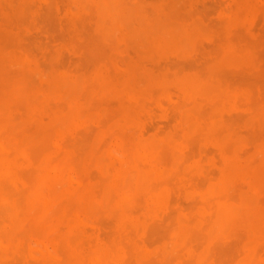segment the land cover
<instances>
[{
    "label": "rangeland",
    "instance_id": "obj_1",
    "mask_svg": "<svg viewBox=\"0 0 264 264\" xmlns=\"http://www.w3.org/2000/svg\"><path fill=\"white\" fill-rule=\"evenodd\" d=\"M12 1V2H11ZM0 0V75H3V76H1L0 78H7V80L6 81H4V80H2V82H1V79H0V84L2 85V84H4V82H6L7 83V85L5 86V90L3 91V90H1V89H3V88H0V93H2V96L1 97H4V98H1L0 97V115L2 116V119H3V123H2V125L3 126H7L5 129L6 130H9V126L11 127V129H10V132H8L7 131V133H10V135L9 136H11V134H13V135H17L18 137L20 136V140L19 141H21V144H22V146H23V148L26 150V156L25 157H23V156H16L15 158H16V160H18V162L20 163V166L18 167V169H17V176H18V174H19V178H20V180H22L24 183H26V184H28V185H30L31 186V188H33L32 186L34 185L35 186V184H36V178H37V171H35V175H36V177H35V175H34V169L35 170H37V167H38V165L40 164V162H44V163H47V164H49L51 167H50V173L51 174H55L54 172H53V170L55 169V168H57V169H61V168H63V169H61L60 170V177H59V179L57 180V182H55L54 183V188L53 187H51V185H53V184H51V185H48V187H47V185H45V186H42V187H45V189H46V193H45V197H48V193H51V192H48L47 190H49V189H51L52 188V190H55V188H56V192L55 191H52V192H54L53 194L55 195V196H60L61 195V193H63V192H65V191H67V190H71V189H75V188H77L78 186H79V188H80V186H81V189L83 190V191H85V192H87V191H89L90 192V190H93V189H95L96 187H94L95 185L97 186L98 184L101 186L103 183H102V179L103 178H107L106 180H110L111 179V176H112V174H114V173H116L117 171H119V172H121V173H123V172H125L127 169H128V167H127V164H128V162H129V160H126L125 158H126V154L125 153H128L127 151V149H129L130 148V150H129V152L133 149V147H135L136 146V144H138V143H141V142H147V141H149L150 139H156V140H161V139H163V138H165V137H167V136H171L172 137V135H173V138L172 139H174V141H175V144L177 145V147L175 148V149H173V150H171V149H168V148H166V150L164 149V150H159V151H161V152H159V151H156L155 153H153V154H151V155H149V156H147V159L148 160H146V161H148V163H150V166L151 167H153L154 169H156L157 168V170L158 171H160V172H162L163 173V178H165V177H167L168 179H164V180H162L164 183L163 184H165V183H168L166 186L164 185V187H165V189H166V195H167V204H166V206H165V208H162L161 209V211H160V214H161V216L163 215V216H166L165 218H171L172 220H173V222H172V220H171V222L168 220L167 221V219H166V221L168 222H166L165 221V223L164 224H162V225H164V226H162V229H163V227H164V229L167 227L168 228V225L170 226V223L173 225V226H171L170 228H172V227H175V224H173L174 223V221H175V217L176 216H182L183 218H185V219H187V215H189L188 217H191L192 216V218H194L195 219V214L194 213H196V215H197V212L201 209V208H204L203 206H198V203L199 204H201L200 202L202 201H204V199L206 198V202L204 201V203H209V202H215L217 199H218V196L219 195H216L217 197H215V196H212L213 195V191H215V193H216V191L218 192V194L220 193V189L221 188H219L218 187V183H217V185L216 186H214L215 184H216V182H217V177L219 178V175H220V169H221V165H222V159H221V155H220V150H219V147L213 142V137L214 136H211L210 137V135H208L207 134V131H206V129L204 130H200L199 132H197L196 134H194V136H193V138H189L190 140L192 139L193 140V142H194V139H195V137L196 136H198L197 138L198 139H201L202 140V138H203V143H201L200 141H198L199 143V146L198 145H196L195 146V144H197L196 142V139H195V144H191V142H190V140L189 139H186V140H184V141H182L181 142V140H183V138L185 137V136H187L186 134H187V132L184 130V129H181L182 127L180 126L181 125V117H182V115H185V114H191V116L192 115H199V117H201L202 116V114H203V116L202 117H204L203 118V121H204V123H206L205 121H209V119H211L212 120V122L213 123H218L220 120V122L217 124V129H215V133H214V135L217 133V132H219V134H220V132H221V134L220 135H218L219 137H221L223 134H224V132H226V133H229L231 136H235L234 134H236V136L237 137H234V138H237V141H239L238 142V146H237V142H236V144H234L233 145V147H232V145H231V143H230V145H226V147L230 150V149H232V151H233V149H234V153H235V156L239 159V161L242 163V164H245V165H247V164H249V162H250V164H251V161H254L255 159H257L258 158V161L256 162L255 161V163H253V164H251V165H249V166H251L252 168H256V167H258L262 162H264V160H262V158H264V157H262L261 155H259V153L257 152L259 149H262V148H264V146H262L261 147V145H264V114H261V113H264V107H262V112H261V106H262V104H264V100H262V99H264V45H262V44H264V31H262V29H264V13H259L258 12V8H260V10L259 11H262V10H264V6H262V5H264V4H262V2H264V0H257L256 1V11L255 12H252V15H251V12L249 13V12H247V11H245V14L243 15V9L241 10V9H239V7H237V5H235L236 3H235V0H137V2H136V0H122V3L124 2V6H127V5H129V4H132V6H134V4H135V2H136V4L139 2V3H141L142 4V6H144V7H138V8H136L137 6H139V4H135L136 6H134L135 7V9L136 10H138L139 11V13H140V10L143 8H145V5H147V7H149V8H151V10L148 8L147 9V7L145 8V11L142 9L141 10V12L142 13H144V14H146L147 13V16L146 17H151V16H154V14L153 13H155V17H159V16H156V15H160V13H158L157 14V10L160 8V5H163V8H165V10L167 11L166 13L168 14V15H170V17L173 19V20H175V22L174 21H172L174 24H173V28H174V26H175V29H178V27L179 26H183V27H185V28H188V26L191 28V27H193L192 25H194V24H196L197 22L199 23V25L202 27V28H200L199 29V25H195L196 27L197 26H199V27H197L198 29H199V32H196L193 36H192V38H191V42H190V45L189 46H187V48L188 49H185L184 50V52H181V53H178L179 51H176V50H168V52H167V49H165V50H163L162 49V51L161 50H159L160 51V53H159V51H156V52H154V54H152L153 55V57L155 58V60L153 59V61H155V63L154 62H151V60H150V58L152 57V55H149V56H143V55H141L140 53H143L144 52V50H145V48H141V50L142 49H144V50H140V48H137V46H136V42H138L137 41V39H138V35H136V34H132L131 32H130V30L126 27V25L125 26H123V28H121V27H119V28H117L116 29V31H118L117 33H115V35H114V39H113V36H112V42H114V43H112V42H109V41H111V38H110V40L109 41H106V40H108V39H106V37H107V35H109V34H107L106 36H103L102 34V36L101 35H99L100 37H95V33H97V35L99 34V32H97V30L95 29L96 28V21L98 20V17H99V12L97 13V10L95 9V8H93V6L91 5V4H87L86 5V7H88L89 5H91V6H89V8H88V11H89V13L87 12V8L85 9H82V8H80V6L78 5V0H69V2L67 1V0H64V2H65V4H64V2H62L63 0H59L58 2H57V0L55 1H50L49 0V2H52L51 3V5H50V3L48 2V0H15V2L13 1V0ZM37 3H36V2ZM106 1L107 0H102V3L103 2H105L106 3ZM128 1V2H127ZM158 3H157V2ZM183 1V3L184 4H182L181 2ZM211 1V2H210ZM220 1V2H219ZM69 3V7L67 6L68 5V3ZM150 2V3H149ZM259 2H260V4H259ZM7 3H11V5H9V4H7ZM15 3H17V4H15ZM18 3H19V7L17 6L18 5ZM39 3V4H38ZM46 3H48V4H46ZM149 3V4H148ZM187 3V4H186ZM24 4V6H23V9H24V11L22 10V5ZM46 4V5H45ZM104 4V3H103ZM153 4H156V5H153ZM12 5H14V7L12 8ZM39 5V6H38ZM45 5V6H44ZM49 5H50V7L52 8V11H51V8L49 7ZM63 5H65V6H63ZM153 5V6H152ZM186 5V7H187V9H186V7L185 8H183L184 6ZM210 5V6H209ZM232 5V6H231ZM234 5V6H233ZM257 5H258V7H257ZM67 6V7H66ZM130 6V5H129ZM132 6H130V7H132ZM165 6V7H164ZM216 6V7H215ZM25 7H26V9H25ZM49 8V12L47 13V9ZM64 7V8H63ZM78 7H79V9H78ZM128 7V6H127ZM129 7V8H130ZM134 7H132V9L134 8ZM30 8V9H29ZM60 8H62V10H60ZM66 8H69V12L71 13V14H69V12H68V9H66ZM74 8H75V10H74ZM90 8H92L93 9V11H92V9H90ZM2 9V10H1ZM61 11V13H59L60 11ZM131 9V8H130ZM161 9V8H160ZM181 9V10H180ZM186 9V10H185ZM194 11H193V10ZM254 9V10H255ZM258 9V10H257ZM7 10V11H6ZM26 10V11H25ZM28 10V11H27ZM72 10H74V11H72ZM91 10V11H90ZM96 10V11H95ZM173 10H175L174 12H173ZM176 10H177V12H176ZM185 10V11H184ZM241 10V11H240ZM23 11V12H22ZM146 11H148V12H146ZM154 11V12H153ZM161 10H158V12H160ZM189 12L188 14L186 13V12ZM191 11H193V13H191ZM196 11V12H195ZM200 11V12H199ZM222 11V12H221ZM97 13V14H95V13ZM146 12V13H145ZM153 14V15H151L150 16V14L151 13ZM176 12V13H175ZM195 12V13H194ZM234 12V13H233ZM237 12H239V13H241L240 15H239V13H237ZM52 13H53V15H52ZM73 13H76V14H73ZM91 13H92V15H91ZM180 14V15H178V14ZM184 13H186V14H184ZM247 13H249V14H247ZM254 13V14H253ZM259 13V14H258ZM55 14V15H54ZM69 14V15H68ZM73 14V15H72ZM95 14V15H94ZM149 14V15H148ZM161 14H165L164 13V9H163V11L161 12ZM194 14V15H193ZM238 14V15H237ZM261 14V15H260ZM9 15V16H8ZM15 15V16H14ZM23 15V16H22ZM25 15V16H24ZM82 17V18H84L83 20H82V18L80 17V16ZM86 15V16H85ZM90 16V18L89 17H87V16ZM105 15V16H104ZM143 15V14H142ZM166 15V14H165ZM189 16V17H184V16ZM242 15V16H241ZM251 15V16H250ZM84 16V17H83ZM102 17H105V18H103V19H108V17H109V19L108 20H111V19H115L116 17H118V13L117 12H113L112 14H108L105 10L102 12V15H101ZM115 16V17H114ZM144 16V15H143ZM192 16V17H191ZM194 16V17H193ZM201 16V17H200ZM205 16V17H204ZM239 16H241V17H239ZM247 16V17H246ZM257 16V17H256ZM19 17H20V19H19ZM24 17V18H23ZM113 17V18H112ZM232 17V18H231ZM80 18H81V20H80ZM85 18H87L86 20H85ZM153 18V17H152ZM190 18H192V19H190ZM10 19H12V20H10ZM89 19H95L94 20V22L93 23H91V25H90V22L91 21H89ZM162 19V18H161ZM182 19H184V20H181ZM189 19V20H188ZM201 19V20H200ZM206 19V20H205ZM235 20L234 21V24L232 23V24H228L227 25V21H230V20ZM257 19V20H256ZM108 20H106V21H108ZM178 20V21H177ZM195 20H196V22H195ZM218 20V21H217ZM222 20V21H221ZM260 20H261V22H260ZM16 21V22H15ZM67 23H66V22ZM82 21V22H81ZM83 21H86V22H83ZM129 21H131V20H129ZM128 21V25L130 26V28L131 29H133V27H135L136 26V22H134L133 20V22L132 23H130ZM177 21V22H176ZM187 21H190V23H188ZM203 21V22H202ZM213 21L214 22H216V23H213ZM223 22V23H222ZM238 22V23H237ZM12 23H13V25H12ZM66 23V24H65ZM134 23V24H133ZM221 23V24H220ZM61 24V25H60ZM67 24H69L70 25V29H68V25ZM93 24V25H92ZM177 24H179V25H177ZM213 24V25H212ZM222 24H223V27H222ZM237 24V25H236ZM127 25V26H128ZM177 25V26H176ZM7 26V27H6ZM65 26V27H64ZM84 28H83V27ZM194 26V27H195ZM220 26V27H219ZM236 26H239V27H237L236 28ZM39 27V28H38ZM93 27V28H92ZM241 27V28H240ZM43 28V29H42ZM136 28V27H135ZM217 28H219V29H217ZM243 28H244V32H242L243 31ZM16 29V30H15ZM43 30V31H41V30ZM65 29V30H64ZM189 29V28H188ZM205 29H206V31H205ZM215 29V30H214ZM220 29H222V30H220ZM224 29V30H223ZM236 29V30H235ZM238 29H240V33H239V30ZM69 30H71V31H69ZM120 30V31H119ZM203 30H204V32H203ZM220 30V31H219ZM228 30H229V32H228ZM231 30H232V34H231ZM234 30V31H233ZM261 30V31H260ZM69 31V33H67ZM83 32V33H85V34H81L80 35V37L79 36H77V37H74V35H78V34H80V32ZM86 31V32H85ZM88 31V32H87ZM214 31V32H213ZM224 31H226L225 33H224ZM238 31V32H237ZM81 32V33H82ZM207 32V33H206ZM213 32V33H212ZM216 32V33H215ZM228 32V33H227ZM236 33L235 34V36H234V33ZM118 33H119V35H118ZM200 33H201V37H199L200 36ZM218 33H221V34H219L220 36H218ZM242 33H243V35H242ZM245 33V34H244ZM20 34V35H19ZM48 34V35H47ZM67 34H69V36L67 35ZM215 34V35H214ZM223 34V35H222ZM237 34H238V36H237ZM64 35V36H63ZM70 35L71 36H73V37H70ZM111 35V34H110ZM231 35V36H230ZM262 35V36H261ZM70 37V38H66V37ZM138 36V37H137ZM218 36V37H217ZM224 36V37H223ZM229 36H230V38H229ZM232 36H234V37H232ZM50 37V38H49ZM88 37V38H87ZM102 37V38H101ZM137 37V38H136ZM223 39H222V38ZM245 37V38H244ZM47 38V39H46ZM50 40H49V39ZM55 38V39H54ZM58 38H60V39H58ZM62 38V39H61ZM74 38V39H73ZM117 38H118V40H117ZM135 38H136V40H135ZM220 38V39H219ZM230 40H229V39ZM234 38H236L234 41H231V40H233ZM239 38V39H238ZM241 38V39H240ZM69 39V40H68ZM71 39V40H70ZM213 39H214V41H213ZM216 39V40H215ZM222 39V40H221ZM255 39H256V41H255ZM56 40V41H55ZM60 40H62V43H61V41ZM65 40V42H67V40L68 41H70V42H67V43H63V41ZM197 40V41H196ZM240 40V41H239ZM242 40V41H241ZM254 40V41H253ZM82 41H83V43H82ZM128 41V42H127ZM218 41V42H217ZM246 41V42H245ZM251 41H252V43H251ZM72 42V43H71ZM134 42V43H133ZM199 42V43H198ZM243 42V43H242ZM246 44H245V43ZM77 43V44H76ZM195 43V44H194ZM215 43V44H214ZM235 43H236V45H235ZM250 44V45H248V44ZM67 44V46H64V45H66ZM76 46H75V45ZM133 44V45H132ZM197 44V45H196ZM203 44V45H202ZM204 44H206L205 45V47H204ZM239 44V45H238ZM261 44V45H260ZM46 45V46H45ZM209 45V46H208ZM214 45H215V47H214ZM223 45V46H222ZM234 45H235V47H234ZM241 45V46H240ZM245 45V46H244ZM47 46H48V48H47ZM52 46H54V47H52ZM123 46V47H122ZM195 46H197V47H195ZM202 46H203V48H202ZM208 46V47H207ZM218 46H221V47H218ZM224 46H229V47H231L232 49H234L235 51L237 50V53H238V55H239V57H242V59L243 60H241L240 62H239V64L237 63L236 65H228V64H220V63H218V62H216V57H218V55H215V54H217L219 51L221 52V50H222V48L224 47ZM247 47V48H244V47ZM51 47V48H50ZM76 47L78 48V52H76L77 51V49H76ZM86 47V48H85ZM88 47V48H87ZM93 48V49H90V48ZM212 47H214V48H212ZM218 48V49H216V51H217V53H215L216 51H215V48ZM251 47V48H250ZM252 47H253V49H252ZM50 48V49H49ZM199 48V49H198ZM243 48V49H242ZM74 49V50H73ZM89 49V50H88ZM245 49V50H244ZM50 50V51H49ZM52 50V51H51ZM59 50V51H58ZM85 50H87V52L85 51ZM126 50L128 51V52H126ZM135 50V51H134ZM193 50H195V51H193ZM201 50V51H200ZM213 50V51H212ZM219 50V51H218ZM241 51V52H239V51ZM258 50V51H257ZM31 51V52H30ZM60 51H62V52H60ZM75 51V52H74ZM89 51V52H88ZM92 53H91V52ZM165 51V53L164 54H162L161 52H164ZM171 51V52H170ZM188 51V52H187ZM199 53H198V52ZM203 51H206V52H203ZM243 51V52H242ZM255 51V52H254ZM259 52V53H257V52ZM51 54H50V53ZM52 52H53V55H52ZM64 52V53H63ZM219 52V53H220ZM254 52V53H253ZM37 53H39V54H37ZM60 53H61V55H60ZM83 53V54H82ZM132 53L134 54V55H132ZM206 53V54H205ZM42 54V55H41ZM45 54V55H44ZM63 54V55H62ZM88 54H90V55H88ZM178 54L180 55V56H178ZM211 54H213L212 56H211ZM88 55V56H87ZM128 55H131V56H128ZM155 55V56H154ZM164 55H166V56H164ZM177 55V57L175 58V56ZM191 55H192V58H189V57H191ZM16 56H18V57H16ZM60 56V57H59ZM83 58H82V57ZM85 56V57H84ZM117 56V57H116ZM210 57V58H208V57ZM252 56V57H251ZM16 57V58H15ZM46 57V58H45ZM124 57V58H123ZM152 57V58H153ZM196 57H198L197 58V61H199V62H197V61H195L196 59ZM203 57V58H202ZM45 58V59H44ZM78 58V59H77ZM136 58V59H135ZM163 58V59H162ZM167 58H168V60H167ZM169 58H173V60H171V62H170V59ZM201 58H202V60H201ZM213 58H215V59H213ZM253 58V59H252ZM257 58V59H256ZM38 59H40V60H38ZM61 59V60H60ZM80 59V60H79ZM122 59V60H121ZM148 59H149V61H148ZM161 59H162V61H161ZM188 60V61H186V60ZM194 59V61L192 62V63H196L194 66L192 65V64H190L189 63V61L191 60H193ZM204 59V60H203ZM215 60L214 62H213V60ZM248 59V60H247ZM164 60V61H163ZM244 60H245V62H244ZM246 60H247V63H246ZM256 60V61H255ZM38 61V62H37ZM45 61V62H44ZM47 61V62H46ZM65 61V62H64ZM87 63H86V62ZM125 61H128V62H125ZM134 61V62H133ZM136 61H138V62H136ZM148 61V62H147ZM161 61V62H160ZM173 61V62H172ZM176 61H178V63L176 62ZM184 61V62H183ZM252 61V62H251ZM125 62V64H124V67H123V63ZM135 62H136V64L139 66V65H141V67H140V69L138 70V74L139 73H141V72H143L144 74H143V76H144V79H145V77H146V75L147 74H149V75H151L150 73H154L155 75H154V77L157 75V73H155L154 71H156V72H160V73H163V71L165 72V73H163L162 75L160 74V73H158V74H160V75H157V76H159L160 77V80H159V78L157 79V78H155V80L153 81V85L155 86V83H156V87H154L152 84L151 85H149L150 86V88L148 87V90L147 91H145L146 89H147V82L143 79H141L140 80V78H141V76H140V78H139V80H137L138 82H143L144 83V85H142V84H138V82L136 81V79H132V78H128L127 77V73L125 74V73H121V72H126V70L125 71H122L123 70V68L124 69H126V67H127V64L128 63H133V64H135ZM146 62V63H145ZM150 62V63H149ZM168 62H170V63H168ZM202 62V63H201ZM206 63V64H204V63ZM241 62H243V63H241ZM256 62H258V63H256ZM143 63H145V64H143ZM147 63H149V65L147 64ZM162 63V64H161ZM176 63V64H175ZM200 63V64H199ZM118 64V65H117ZM151 64H154V66H153V68H152V66H151ZM160 64H161V66H160ZM198 64V65H197ZM212 64H215L214 66L216 67V69H214V66H212ZM250 64V65H249ZM255 65V67H253L254 65ZM42 65V66H41ZM106 65V66H105ZM114 65V66H113ZM145 65V66H144ZM176 65V66H175ZM181 65V66H180ZM183 65V66H182ZM191 65H192V67H195V68H189V67H191ZM199 66V67H197V66ZM206 65V66H205ZM5 66V67H4ZM99 66H100V68H101V70H100V68H99ZM111 67L110 68V70H111V72L109 71V68L108 67ZM119 66V67H118ZM150 66V68L152 69V70H150L148 67ZM158 66H160V67H158ZM183 69V67L185 66V67H187V68H184L185 70L186 69H189V70H181V68ZM212 66V68H213V70H212V68H210ZM221 66V67H220ZM224 66H226V67H224ZM3 67H4V69H3ZM49 69H47V68ZM114 67V68H113ZM156 67H158V68H156ZM178 67V68H177ZM220 67V68H219ZM224 69H226V70H224ZM239 67H243L244 69H245V67H246V69H248V70H244V69H242L241 70V68H239ZM17 68V69H16ZM25 69V71H24V69ZM64 68H66V71H68V72H66L65 71V69ZM113 68V69H112ZM156 68V69H155ZM179 68H180V73L178 72V70H179ZM202 68V69H201ZM258 68V69H257ZM19 69L21 70V72L20 73H22V74H20L21 76H23V77H20L19 76ZM42 69V70H41ZM59 69H61V70H59ZM64 69V70H63ZM177 69V70H176ZM194 69V70H193ZM195 69H196V71H195ZM198 69H200V70H198ZM205 69V70H204ZM209 69H210V72H209ZM220 69V71H219V74H218V70ZM229 69H231L230 71H229ZM237 69H239L238 71H237ZM1 70H2V73H1ZM80 70V71H79ZM85 70V71H84ZM114 70V71H113ZM145 70V71H144ZM154 70V71H153ZM158 70V71H157ZM160 70H162V71H160ZM176 70V71H175ZM213 72H212V71ZM236 71V72H239V74H241L240 76H239V74L238 73H235L234 71ZM240 70L241 71H243V72H240ZM250 70V74H251V72H252V74H251V76L250 75H248L249 73H248V71ZM7 73H5V72ZM87 71V72H86ZM116 71V72H115ZM184 71V72H183ZM195 71V72H194ZM201 71H202V73H201ZM205 71L207 72V74H205ZM215 71H216V73L219 75H215L214 74V77H213V79H212V76L211 75H213V73H215ZM232 71V72H231ZM253 71H256L255 73L257 74V75H253ZM259 71V72H258ZM23 72H24V74H23ZM53 72V73H52ZM66 72V73H65ZM75 72V73H74ZM110 74H108V73ZM220 72H221V74H220ZM244 72H246V78H245V74H244ZM12 73V74H11ZM65 73V74H64ZM124 74L123 75V77H121V75H119L120 76V78H121V80L119 79V77L116 75H113V77H112V74ZM146 73V74H145ZM166 73H167V75H171V76H167L166 75ZM174 73H175V75H174ZM177 73H179V74H177ZM185 73V74H184ZM197 73V74H196ZM28 74H29V76H32V78L31 77H29L28 76ZM34 74H35V76H34ZM51 74H53L54 76H61L60 78H69V79H71V85L72 84H74V86H72V88H71V108H73L74 106V111L76 112V120L73 122V125H71V128H68L67 127V129H65V128H63L62 126H61V124L59 123L58 125L55 123V119H54V112L56 111V113H58V112H65L66 111V109L68 108L67 107V102H69V101H65V109H64V107H63V109H62V111L59 109V107H61V106H59V105H61V103H63L64 101H62V100H64L63 98V96H61V95H54V96H52L51 95V97H50V94H48L46 91H45V89H46V85H47V77H49V76H51ZM59 74V75H58ZM61 74V75H60ZM82 74H84V75H82ZM86 74H88V75H86ZM96 74H100V76L102 77V79H104V81H102L101 82V84L99 85V84H93L92 82H93V80H94V78H95V75ZM103 74V75H102ZM108 74V75H107ZM198 75V74H200V75H202V76H200V75H198V76H200V78H201V80L202 81H204V82H207V83H210L213 87L215 86V89L216 90H220V92H221V95H222V97H220V103H219V106H220V108L218 107V106H215V107H213L214 105H212V101H208V100H205V99H203L202 100V98L201 97H198V96H193V95H191V96H189V95H186V94H184L181 90H179L178 88H177V86H176V84H175V79L177 78V76H179V77H181V76H191V75ZM228 74V75H227ZM27 75V76H26ZM47 75V76H46ZM49 75V76H48ZM81 75V77H79ZM222 75V76H221ZM234 75V76H233ZM236 75V76H235ZM104 76V77H103ZM110 76V77H109ZM126 76V77H125ZM151 76H153V75H151ZM164 76H166V77H169L170 79H165L166 77H164ZM216 76V77H215ZM237 76H238V78H237ZM243 76V77H242ZM250 77V79H248L249 77ZM9 77V78H8ZM24 77H26V78H24ZM36 77V78H35ZM43 78V80H42V78ZM106 77V78H105ZM116 77H118L117 79H119V81L116 79ZM153 77V78H154ZM220 78L219 79V82H218V84H217V79L216 78ZM225 77V78H224ZM236 77V78H235ZM241 77V78H240ZM21 78V79H20ZM40 78H41V80H40ZM124 78H125V80H124ZM143 78V77H142ZM161 78H163V79H161ZM229 78V79H228ZM233 78V79H232ZM252 78V79H251ZM80 79V80H79ZM89 80V82L88 81H86V80ZM126 79H127V81H126ZM130 79H132V80H130ZM232 79V80H231ZM238 79V80H237ZM12 80V81H11ZM24 80H26V82L27 83H25V81ZM35 81V87L37 88V89H33L34 87V83L32 82V81ZM39 82H42L43 81V84H44V87H43V84L42 83H38V81ZM83 80L85 81L84 83H83ZM117 80V81H116ZM164 80H166L165 82H164ZM207 80H209V81H207ZM215 80H216V83H215ZM234 80V81H233ZM4 81V82H3ZM10 83H9V82ZM30 81V82H29ZM74 81H76V82H74ZM112 81H114V82H112ZM129 81H130V84H128L129 83ZM131 81H133V82H131ZM137 82V88L135 87V83ZM214 81V82H213ZM236 81V82H235ZM239 81H241V82H239ZM78 82V84H76L75 85V83H77ZM87 82V83H86ZM135 82V83H134ZM157 82L159 83H162L163 84V82L165 83V84H167V85H164V87L162 86V87H159V86H157V85H160V84H157ZM170 82V83H169ZM212 82V83H211ZM227 82V83H226ZM237 82H239V83H237ZM252 82V83H251ZM254 82V83H253ZM29 83H30V85H29ZM37 83H38V86H37ZM90 83H92L91 85H92V88H89V86L88 87H85L87 84H89L90 85ZM119 83H121V84H119ZM230 83V84H229ZM232 83H236V84H232ZM242 83V84H241ZM20 84V85H19ZM32 84H33V86H32ZM133 84V85H132ZM220 84V85H219ZM228 84L230 85V88H229V86H228ZM232 84V85H231ZM241 84V85H240ZM246 84L248 85V87H246ZM0 85V86H1ZM5 85V84H4ZM26 85V86H25ZM94 85V86H93ZM97 85V86H96ZM121 85V86H120ZM130 85H132V87L130 86ZM141 87H140V86ZM175 85V86H174ZM218 85L220 86V87H218ZM224 87H223V86ZM244 85V86H243ZM24 87V88H22V87ZM41 86V88H39V91H35V90H38V87H40ZM223 88H222V87ZM234 86V87H233ZM243 86V87H242ZM2 87H4L3 85H2ZM25 87H27V88H29L28 89V92L29 93H27V91H23L22 92V94L24 93V96L27 98V96L30 98V100H32L31 102H29L30 100H29V98H28V105H29V107H25V105L27 104L26 102H27V100L25 99L24 101H23V95L22 94H20L21 92L18 90V89H26L27 90V88H25ZM32 87V90L30 89ZM74 87V88H73ZM91 87V86H90ZM95 87H97V88H95ZM140 87V88H139ZM43 88H44V91H41V90H43ZM84 88H85V95L84 94H81V93H84L83 91H84ZM86 88H88L87 89V91H86ZM94 88L96 89V90H94ZM99 88V89H98ZM118 88V89H117ZM160 89V92L158 91V89ZM166 88H168V89H170L169 91H170V93H169V91L166 89ZM174 88V89H173ZM222 88V89H221ZM246 88H248L247 90H249L248 91V93H246L247 92V90H246ZM41 89V90H40ZM78 89V90H77ZM127 89H129L130 90V92H128L129 90H127ZM138 89V90H137ZM157 89V90H156ZM173 89V90H172ZM230 89V90H229ZM232 89V90H231ZM238 89V90H237ZM255 91V93H253V90ZM8 92H7V91ZM97 90H99L100 91V93L102 92V94H100V93H98L99 91H97ZM123 90H127V92H125V91H123ZM132 90H134L133 92H134V94H133V92H132ZM150 90H151V92H150ZM155 90V91H154ZM168 92H167V91ZM171 90H172V92H171ZM246 90V91H245ZM261 92H260V91ZM6 91V92H5ZM110 91H111V94H110V96L109 95H107V94H109L110 93ZM135 91L137 92L136 94H135ZM149 91V92H148ZM157 91H158V94H156L157 93ZM174 91V92H173ZM181 91V92H180ZM252 91V92H251ZM20 92V93H19ZM46 92V93H45ZM132 92V93H131ZM7 93V94H6ZM99 95H98V94ZM152 93V94H151ZM174 93H177V94H174ZM226 93V94H225ZM259 93V94H258ZM26 94V95H25ZM82 95V97H81V95ZM97 94V95H96ZM107 95V96H109L108 98H106L105 99V95ZM127 94V95H126ZM133 94V95H132ZM144 94H147V96L146 97H144ZM149 94H151V95H149ZM167 94V96L168 97H170V99H172L171 101H167L168 103H169V105H168V103H166L165 102V100H166V97H164V95H166ZM261 94H262V96H261ZM3 95H7L6 97L5 96H3ZM37 95H40L39 97H36ZM45 95V96H44ZM154 95H156V97H154ZM225 95V96H224ZM239 95V96H238ZM245 95V96H244ZM253 95H255V96H253ZM43 96H44V98H43ZM56 96V97H55ZM127 96V97H126ZM139 96V97H138ZM143 96V97H142ZM179 96V97H178ZM192 96H193V98H192ZM232 96V97H231ZM250 96H253L254 97V99L256 98V96H257V98H256V100L258 99H260V102H258V101H256V106H255V104L253 103L254 102V99H252V100H249V102L251 101L253 104H254V106H252V104H250L249 102H248V97H249V99H251L252 97H250ZM59 97V98H58ZM63 97V98H62ZM84 97V98H83ZM95 97V98H94ZM100 97H101V99H100ZM104 97V98H103ZM134 97H135V100H134ZM141 97V98H140ZM177 97L179 98V100H177ZM195 97H197L196 99L197 100H201V102H200V104L198 103L199 101H196V99H195ZM223 97H225V99L223 98ZM228 97H231V98H228ZM244 97H245V99H244ZM247 97V98H246ZM260 97H262V99L260 98ZM36 98V99H35ZM38 98V99H37ZM43 98V99H42ZM80 98L81 99H83V100H81L80 101ZM89 98V99H88ZM125 98H128V99H125ZM130 98V99H129ZM137 98V99H136ZM138 98H140V99H138ZM156 98V100H153V99H155ZM176 98V99H175ZM199 98V99H198ZM238 98H239V100H241V101H239L238 100ZM241 98V99H240ZM20 99H22V100H20ZM35 99V100H34ZM49 99H51V100H49ZM61 99V100H60ZM94 99H96L95 101H94ZM104 101H103V100ZM160 99V100H159ZM230 99V100H229ZM20 100V101H19ZM106 100V101H105ZM121 100H122V102H121ZM129 100V101H128ZM168 100V99H167ZM38 101V102H37ZM51 103H49V102ZM60 101H62V102H60ZM78 101V102H77ZM100 104H98L97 102ZM100 101V102H99ZM103 101V102H102ZM127 101V102H126ZM154 103H153V102ZM158 101H160L161 103L159 104V105H156V104H158ZM173 101V102H172ZM174 101H176V102H174ZM182 101V102H181ZM203 101V102H202ZM239 101V102H238ZM22 102H24V104H22L21 105V103ZM57 102H59L58 104L59 105H57V103H56V105H57V107H55L54 108V106H55V103ZM96 102V103H95ZM119 102H121V103H119ZM156 102V103H155ZM178 102V103H177ZM184 102V103H183ZM190 102V103H189ZM237 102V103H236ZM15 103H17V105H15L14 107H15V110H13L14 109V107H11V106H13ZM26 103V104H25ZM49 103V104H48ZM75 103H77V104H75ZM79 103V104H78ZM125 105H124V104ZM192 103V104H191ZM201 103H202V105H201ZM204 103H206V105L204 104ZM258 103V104H257ZM260 103V104H259ZM262 103V104H261ZM30 104H31V106H30ZM32 104H35V105H37V106H35V105H32ZM39 104H40V106H39ZM52 104H54V106L52 105ZM64 104V103H63ZM62 104V105H63ZM128 104V105H127ZM133 106H132V105ZM177 104H179V106H177ZM184 106H183V105ZM189 104H191V105H189ZM237 104V105H236ZM248 104V105H247ZM249 104H250V107L252 106V109H250V107H249ZM11 105V106H10ZM21 105V108H22V106L24 105V109L26 110H20V109H18L17 107L18 106H20ZM52 105V106H51ZM76 105H81V107L79 108V106H76ZM121 105V106H120ZM127 105V106H126ZM135 105V106H134ZM148 105V106H147ZM162 105V106H161ZM201 105V106H200ZM204 105V107H202ZM208 105L209 106H211V107H209L208 108ZM224 105V106H223ZM226 105V106H225ZM244 105V106H243ZM9 106L11 107V108H9ZM34 107V110L33 111H36L35 113H34V115L36 116H34L33 115V119H30V118H28V114H27V111H28V108H31V107ZM44 106V107H43ZM120 106V107H119ZM131 107L134 111L135 110H137V109H135V107L137 108V107H139L138 108V110H139V112L138 111H135L136 113H134V114H132L134 111L133 110H131V111H129L128 109H130L129 107ZM152 106V107H151ZM183 106V107H182ZM206 106V107H205ZM239 106V107H238ZM242 106V107H241ZM245 106H246V109H245ZM257 106H259V107H257ZM37 107H40L39 109H37ZM49 107H51V108H49ZM89 107V108H88ZM127 107H128V109H127ZM134 107V108H133ZM150 109H149V108ZM164 107H165V109H164ZM167 107V108H166ZM170 107V108H169ZM216 107L218 108V110H219V113L216 111V113L214 112V113H212V111L215 109L216 110ZM223 107H226V108H224L223 109ZM254 107H255V109H254ZM257 107V108H256ZM13 108V109H12ZM62 108V107H61ZM77 108H79V110L77 109ZM84 108V109H83ZM123 110H122V109ZM178 108H179V110H178ZM205 109V112L204 113H202L201 111V109ZM250 110H249V109ZM3 109V110H2ZM43 109H44V111H43ZM49 111H48V110ZM51 109V110H50ZM58 109V110H57ZM84 110V112H83V110ZM153 109V110H152ZM157 109V110H156ZM204 109H203V111H204ZM212 109V110H211ZM227 109V110H226ZM256 110V109H260V111H254L255 113H253L251 110ZM2 110V111H1ZM11 110V111H10ZM82 110V111H81ZM126 110L129 112H126ZM171 110H173V111H171ZM200 110V111H199ZM214 110V111H215ZM51 111V112H50ZM120 111V112H119ZM133 111V112H132ZM194 111H196V112H194ZM199 111V112H198ZM233 111V112H232ZM44 113V116H43V113ZM50 112V113H49ZM169 112H170V114H169ZM178 112V113H177ZM191 112V113H190ZM193 112H194V114H193ZM207 112V114H205ZM222 112H224V113H222ZM252 112V114H250ZM260 112V113H259ZM9 113H10V116L11 117H8V115H9ZM23 113V115L22 116H25V117H22L21 116V114ZM127 113H128V115L129 116H132L131 118L133 119H131V118H129V116L127 115ZM212 113V114H211ZM236 114V115H234V114ZM2 114H4V116L2 115ZM18 115V117H16L17 115ZM50 114V115H49ZM132 114V115H131ZM143 114V115H142ZM147 114H149V116L147 115ZM171 114L173 115V116H171ZM176 114V115H175ZM182 114V115H181ZM215 114H217L218 116L220 115L221 116V119H220V117H216V118H214L215 117ZM245 114H247L246 116L248 117H246L247 119H248V123L247 124H245L246 123V118H245ZM256 114H257V117L255 118V116H256ZM20 115V116H19ZM49 115V116H48ZM128 116V118H127V116ZM138 115V116H137ZM208 115L210 116H213V117H211L210 116V118H208ZM229 115H232V116H238L237 118H238V120L235 118V117H232V116H230L229 117ZM241 117H240V116ZM250 115H252V116H250ZM1 116H0V118H1ZM48 116V117H47ZM50 116H51V118H50ZM80 118H79V117ZM84 116V117H83ZM145 116H147V117H145ZM155 116H157V117H155ZM224 116H228L227 118H235L234 120L233 119H231V120H228L227 121V119H226V117H225V119L223 118ZM5 117V118H4ZM15 119H14V118ZM42 117H43V119L44 118H46L47 120H43L42 119ZM83 117V118H82ZM139 117V118H138ZM173 117V118H172ZM177 117V118H176ZM192 117H194V116H192ZM201 117V118H202ZM244 117V118H243ZM18 118V119H17ZM24 118V119H23ZM27 118V119H26ZM38 118V119H37ZM168 118V119H167ZM171 118V119H170ZM1 119V120H2ZM50 119V120H49ZM144 119V120H143ZM208 119V120H207ZM225 120V121H223V120ZM239 119H242V124H240V122H241V120H239ZM6 122H5V121ZM80 120L81 121H83L82 123L80 122ZM142 120V121H141ZM202 120V119H201ZM236 120V123L234 122ZM245 121V123H244V121ZM254 120H256L255 122H254ZM258 120H259V123L260 124H258ZM230 121H232V122H230ZM240 121V122H239ZM33 122V123H32ZM57 122V121H56ZM80 122V123H79ZM225 124H223V123ZM228 122L229 123H231V124H233V127H231L230 126V124H228ZM252 122H253V125H255L256 124V122H257V124L254 126V128H253V126H252ZM0 123V124H1ZM31 123H32V125H31ZM36 123H39L40 125H41V127H38L37 125H36ZM77 123V124H76ZM79 123V124H78ZM145 123V124H144ZM169 123H170V125H169ZM55 124H56V126H55ZM142 124V125H141ZM152 124V125H151ZM207 124V123H206ZM205 124V125H206ZM221 124V125H220ZM226 124H227V126H226ZM237 124H240L241 126H239V125H237L238 127H242L241 129L239 128H237V126L236 125ZM244 124H245V128H244ZM262 124V125H261ZM18 125V126H17ZM31 125V126H30ZM220 125V126H219ZM234 125H235V127H234ZM248 125V126H247ZM250 125V126H249ZM261 126V127H259V126ZM26 126H28L29 128L31 127L32 128V130H30L29 131V128L28 127H26ZM60 126H61V129H60ZM147 126V127H146ZM176 126V127H175ZM177 126H179L178 128H177ZM224 126V127H223ZM252 126V127H251ZM258 128H257V127ZM13 127V128H12ZM139 127V128H138ZM181 127V128H180ZM222 127L224 128V130H226V131H223V133H222ZM230 127H231V130H230ZM248 127H250V128H248ZM16 128H18V129H16ZM23 128H25V129H23ZM27 128V129H26ZM30 128V129H31ZM145 128V129H144ZM148 128V129H147ZM180 128V129H179ZM229 128V129H228ZM233 128H237V130H238V132L241 134H239V133H237L236 131V129H235V131H233L234 129ZM14 129V130H13ZM25 130L26 132H24L23 130ZM38 129H42L41 131H43L44 133H42L43 135H41V136H39V137H37V136H35L36 134L38 135V133H36V131L38 130ZM46 129V130H45ZM55 129H57V130H59L60 129V131H61V134H59L60 133V131H57V130H55ZM80 129V130H79ZM159 129V130H158ZM233 129V130H232ZM246 129H248V130H246ZM78 130V131H77ZM149 130V131H148ZM171 132H170V131ZM179 130V131H178ZM181 130V131H180ZM218 130V131H217ZM23 131V132H22ZM77 131V132H76ZM179 133H178V132ZM185 131V132H184ZM204 131H206V132H204ZM229 131V132H228ZM231 131V132H230ZM233 131V132H232ZM251 131V132H250ZM38 132H39V130H38ZM83 132V133H82ZM145 132V133H144ZM174 133V134H172L171 135V133ZM235 132V133H234ZM20 133V134H19ZM34 133V134H33ZM36 133V134H35ZM72 134V135H70V136H68L69 134ZM122 133H124V137H120V136H122L123 134ZM184 133H186V134H184ZM203 133H205V134H203ZM232 133V134H231ZM254 133L256 134V135H254ZM19 134V135H18ZM44 134L47 136L46 137V139H44L43 137H44ZM66 134V135H65ZM74 134L78 137L77 139H76V136L74 137ZM80 136H79V135ZM153 134H155V136L154 137H156V138H154L153 137ZM218 134V133H217ZM217 134H216V138L218 139L219 137L217 136ZM239 134V135H238ZM50 135H52V136H50ZM129 135V136H128ZM175 135H177V137L175 136ZM200 135V136H199ZM34 136V137H33ZM85 136V137H84ZM119 136V137H118ZM128 136V137H127ZM149 136V137H148ZM174 136L176 137V138H174ZM243 136L245 137V138H247L248 140H246L245 138H243ZM13 137H15V136H11V137H9L10 139H12ZM31 137H33V138H31ZM51 137V139L49 140V138ZM64 137H66V138H64ZM76 139V140H74V138ZM79 137H81V138H79ZM84 139H83V138ZM200 137V138H199ZM210 137V138H209ZM232 137V144L234 143V140L236 141V139H234ZM31 138V139H30ZM42 138H43V141L45 142V140H46V143L43 145V141H42ZM68 138H71V139H73L74 140V142H72L71 143V145H70V143L69 144H67V142H69L71 139H68ZM86 138V139H85ZM121 138V139H120ZM128 138V140H126ZM130 138L132 139V141H130ZM187 138V137H186ZM208 138H209V140H208ZM252 138V139H251ZM16 139V138H15ZM65 139H67L66 140V142L65 141H63V140H65ZM83 139V140H82ZM197 139V140H198ZM245 139V140H244ZM250 139V140H249ZM32 140V141H31ZM73 140H71V141H73ZM77 140H79V141H77ZM81 140V141H80ZM86 140H88V141H86ZM100 140H102V141H100ZM121 140H123V142L121 141ZM189 140V141H188ZM191 140V141H192ZM258 141L259 140V142H261L259 145H258V142H255V143H252V142H254V141ZM262 140V141H261ZM30 141V142H29ZM47 141H49L50 143L49 144H47ZM63 141V143H61ZM70 141V142H71ZM76 141V142H75ZM82 141H84V142H82ZM87 143H86V142ZM92 141H94V142H92ZM126 141V142H125ZM127 141H130V144H128V142ZM244 141H245V143L247 142V145L246 144H244ZM249 141V142H248ZM51 142L53 143L52 145L54 146H51ZM86 143V144H82V143ZM88 142H90V143H88ZM96 142V144L97 145H94V143ZM101 142V143H100ZM206 142V144H204ZM39 143H41V145H43L44 146V148H43V146H42V148L43 149H45V148H49L47 151L46 150H42V148L39 146V148L37 147L36 149H37V151H35L36 149H31L30 151L28 150L29 148H31V147H36V146H38L39 145ZM60 143H61V145H60ZM80 143V144H79ZM257 143V144H256ZM78 144L80 145L79 147H78ZM83 146H82V145ZM87 144H89L88 146H89V148H88V146H87ZM122 144H123V146H122ZM191 144V145H190ZM254 144H256V145H254ZM48 145V146H50L52 149H50V147H46V146ZM56 145V146H55ZM59 145V146H58ZM126 147H125V146ZM62 146V147H61ZM72 148H70V147ZM82 146V147H81ZM92 146V147H91ZM122 146V147H121ZM195 147V148H192V147ZM204 147V146H208V147H204L206 150H205V152L203 151L204 150V148L202 149V147ZM210 146V147H209ZM57 147V148H56ZM59 147H61V148H59ZM80 147H81V149H80ZM84 147V148H83ZM86 147V148H85ZM56 150H55V149ZM78 148V149H77ZM93 148V149H92ZM120 148L122 149V151H120ZM125 148H127V149H125ZM164 148V147H163ZM190 148V149H189ZM81 151H80V150ZM87 149V151L85 152L84 150H86ZM188 149V150H187ZM197 149V150H196ZM200 151H199V150ZM202 149V150H201ZM208 149H209V151H208ZM29 151V153H28V151ZM93 150V153H91V151ZM189 150H190V152H189ZM211 150V151H210ZM262 150H264V149H262ZM96 151V152H95ZM166 151H167V153L169 154V152H170V154H169V156H168V154L167 155H163V154H161V153H166ZM191 151H193V152H191ZM194 151H195V153L197 152L198 153V151H199V153H200V155H197V153L195 154L194 153ZM203 151V152H202ZM206 151L208 152V154H209V152H210V154L208 155L207 153H206ZM227 151V150H226ZM231 151V150H230ZM237 151V152H236ZM241 151H242V153H241ZM246 151V152H245ZM34 152V153H33ZM38 152V153H37ZM79 152V153H78ZM81 152H82V154H81ZM85 152V153H84ZM95 152V153H94ZM185 152H187V153H190V155L192 156L191 158H189L190 157V155L189 154H187V156H188V159H190V160H188L187 158H185V156H184V153ZM42 153V154H41ZM84 153V154H83ZM159 153V154H158ZM183 153V154H182ZM198 153V154H199ZM213 153V154H212ZM243 153H247L246 154V156H245V154H244V156L243 157H241V155H243ZM28 154L30 155V158H29V156H28ZM34 154H39V156H40V154H41V156H40V158L38 157V158H35V157H37L36 155H34ZM61 154V155H60ZM123 154V155H122ZM186 154V153H185ZM241 154V155H240ZM258 154V155H257ZM34 155V158L32 157ZM57 155H59V157H57ZM74 155H75V157H74ZM148 155V154H147ZM194 155H196L197 157H194ZM257 155V156H256ZM52 156L54 157V159L52 158ZM57 158H56V157ZM125 156V157H124ZM166 156V157H165ZM168 156V157H167ZM173 158H171V157ZM202 156V157H201ZM215 156V157H214ZM258 156H260V157H258ZM43 158V160H42V158ZM77 157V158H76ZM155 157V158H154ZM183 157V158H182ZM239 157H241V158H239ZM33 158V159H32ZM55 158L57 159L56 161H54L53 162V160H55ZM75 160H77V161H75ZM119 158V159H118ZM170 158H171V161H170ZM178 158V159H177ZM208 158H210V160H209V164H208V160L207 159ZM216 158V159H215ZM30 159H32L33 161H35V162H32V160H30ZM37 159H39V160H37ZM50 159H53L52 160V162L53 163H51V160ZM68 159V160H67ZM69 159H72V160H74V161H72V160H69ZM91 159V160H90ZM120 159L121 160H123V161H126L125 163L122 161H120ZM125 159V160H124ZM128 159V158H127ZM154 159V160H153ZM182 159H184V160H182ZM187 159V160H186ZM254 159V160H253ZM63 160V161H62ZM65 160H66V162H65ZM80 160V161H79ZM90 162H89V161ZM186 160V161H185ZM207 160V161H206ZM24 162V163H22V162ZM61 161H62V163H61ZM152 161V162H151ZM167 161H168V163H167ZM37 162V163H36ZM65 162V163H64ZM68 162V163H67ZM69 162H76L75 164H73V165H70L69 164ZM85 162V163H84ZM169 162H170V164H169ZM182 162H185V163H183L184 165V167H187V169L185 170V169H183V166L181 165V163ZM187 162V163H186ZM212 162V163H211ZM51 163V164H50ZM121 163V164H120ZM219 163V164H218ZM259 163V164H258ZM59 164H62L61 166H59ZM69 164V165H68ZM87 166H86V165ZM90 164V165H89ZM124 164V167H121L122 165ZM141 164H143V163H141ZM144 164H147V163H145L144 162ZM165 164V165H164ZM171 164H172V167H169V165L171 166ZM212 164V165H211ZM221 164V165H220ZM33 165V166H32ZM76 165H77V167H76ZM90 166V168H89V166ZM92 165V166H91ZM121 165V166H120ZM206 165H207V167H206ZM257 165V166H256ZM60 168H59V167ZM64 166V167H63ZM144 166H147V165H144ZM182 166V167H181ZM216 166V167H215ZM30 167L33 169L32 171L30 170V172H29V169H30ZM107 167L109 168V169H107ZM116 167V168H115ZM164 167L166 168H168L169 167V169H164ZM174 167V168H173ZM193 167V168H192ZM117 168H119V170H112V169H117ZM120 168H121V171H120ZM125 168V169H124ZM182 170H181V169ZM204 168V169H203ZM216 168V169H215ZM21 169H22V171H21ZM76 169V170H75ZM103 171H102V170ZM180 169V170H179ZM188 169H190L191 171H194L195 170V173L196 174H198L199 175V177L197 176V175H195V173L194 172H191V171H189L190 172V174L192 173V176H190V175H188ZM192 169H194V170H192ZM212 169V170H211ZM171 170H174V171H176V172H171ZM177 170H179V172L177 171ZM28 171V172H27ZM76 171L78 172V174L80 175H78L77 176V173H76ZM95 171V172H94ZM105 171H106V173H105ZM213 171H214V173L216 172V171H218V172H216L217 174H216V176H214V177H216V178H213L212 180H210L211 178H212V173H213ZM19 172H21V173H19ZM23 172H25V173H23ZM100 172H101V174H100ZM103 172H104V174H105V177H103L102 178V176L104 175L103 174ZM108 172H111L110 174L108 173ZM170 172H171V174H170ZM177 172H178V174H180V172H182L181 174H183V176L181 175V176H177L178 174H177ZM186 172H188V173H186ZM203 172V173H202ZM31 173H33V174H31ZM76 173V174H75ZM90 173V175H89V177H88V174ZM99 173V174H98ZM108 173V176L106 175ZM173 173H176V174H173ZM186 173V175L184 176V174ZM211 173V174H210ZM213 173V174H214ZM31 174V175H30ZM194 174V175H193ZM67 175L69 176V178H67ZM82 175V176H81ZM86 175V179H83V177ZM100 175V176H99ZM102 175V176H101ZM110 175V176H109ZM170 175V176H169ZM171 175H172V177H171ZM188 175V176H187ZM206 175L209 177V180L210 181H207V179H208V177H206ZM107 176V177H106ZM177 176V177H176ZM197 176V177H196ZM205 176V177H204ZM108 177H110V178H108ZM171 177V178H170ZM186 177V178H185ZM187 177L190 179V180H188L187 179ZM192 177L194 178L193 179V181L191 180L192 179ZM207 178V179H204V180H206V182H204V180L202 179V178ZM35 178V179H34ZM85 178V177H84ZM162 178V179H163ZM174 178V179H173ZM203 180L202 182H204L203 184H204V186L203 187H201V185H197L196 183H198V184H200L198 181H200L201 182V180ZM63 179V180H62ZM67 179H69V181L70 182H68L67 181ZM72 179V180H71ZM82 179V180H81ZM169 179H171L170 181H169ZM172 179L173 180H175V181H172ZM180 179L181 180H183V182H185V179H187L188 181H190V184H189V182L186 180V183H181V181H180ZM214 179H215V181H214ZM28 180V181H27ZM90 180V181H89ZM92 180V181H91ZM105 180V179H104ZM169 181V182H166V181ZM28 183H27V182ZM61 181V182H60ZM80 182L79 183V185L78 186H75V184H77V183H75V182ZM172 181V182H171ZM60 182V183H59ZM83 182V183H82ZM107 182V181H106ZM180 183L179 185H181L180 187L178 186V184H176V183ZM191 182H193V183H191ZM239 183V184H241L240 186H243L244 185V187H243V189L237 184V183ZM61 183H63L62 184V186L60 185ZM64 183H66V186H65V184ZM72 183L74 184V185H72ZM82 183V184H81ZM173 183V184H172ZM177 185V186H174L175 184ZM195 183V186H196V188H195V186L193 185ZM206 183V184H205ZM233 183V182H232ZM105 184V183H104ZM104 184H103V186L102 187H100V186H97V188L95 189V190H93V191H95V193H96V196H97V194H100L99 196H101L102 194H103V192L104 193H106L107 192V190H105L104 189ZM170 184H172L173 186H171ZM182 184H184V185H182ZM27 185V186H28ZM168 185H169V187H168ZM191 185H193L194 186V188L195 189H197V190H194V189H191V188H193ZM236 186V185H238L237 187H240V189L239 188H236V190L238 189L239 190V192H238V194L239 193H242V192H244V193H247L248 192V196H249V199H250V201H251V203L253 204V205H256L257 204V201L259 202V201H261V202H259V203H261V204H264V197H261V196H264V192H262V193H258V194H251V192H249V190H247L248 189V181L246 180V181H242V180H236L235 181V184H230L229 185V189L230 188H232L231 186ZM50 186V187H49ZM56 186V187H55ZM65 186V187H64ZM68 186H70L69 187V189H68ZM86 186H87V188H86ZM93 186V187H92ZM189 186H191V188L189 187ZM199 186V187H198ZM215 187V189L216 190H214V187ZM42 187H41V189H42ZM201 187V188H200ZM205 187V188H204ZM211 187V188H210ZM29 188V187H28ZM84 188H86V189H84ZM99 188H101V189H99ZM181 188V189H180ZM185 190H184V189ZM204 188V189H203ZM172 189V190H171ZM187 189V190H186ZM191 189V190H190ZM198 189H200V190H198ZM202 189H203V191H202ZM224 189V188H223ZM223 189H221V190H223ZM228 189V188H227ZM226 189V190H227ZM235 187H233V190H232V193L231 194H227L228 195V197H230L229 195H231V197H232V194L233 195H235V193H237L235 190ZM98 190V191H97ZM173 190L176 192H173ZM177 190V191H176ZM179 190H182V194L179 192ZM226 190H223L222 192H224V191H226ZM231 190V189H230ZM237 190V191H238ZM43 191V190H42ZM50 191V190H49ZM92 191V192H93ZM101 191V192H100ZM171 191V192H170ZM200 191V192H199ZM44 192V191H43ZM92 192H90V193H92ZM230 191L228 190V192L226 191V193H229ZM233 192H235V193H233ZM94 193V192H93ZM92 193V194H93ZM171 195H173V196H169L170 194ZM204 193H205V195H204ZM214 193V194H215ZM225 193V192H224ZM181 194V195H180ZM208 194V195H207ZM220 194H222V193H220ZM43 195H44V193H43ZM94 195V194H93ZM185 195L187 196V198H185ZM207 195V197H209L210 195L212 196V199L211 198H207V197H204V196H206ZM226 194H223V195H220L219 196V199H222V198H228V197H226L225 196ZM237 195V194H236ZM235 195V196H236ZM255 195V196H254ZM140 196H141V199H142V201H143V204L141 205V203L142 202H140L141 201V199H140V201L138 200L139 198H140ZM140 196L139 197H137L136 199H137V201H136V204L134 203L135 201H134V199L131 201V202H129V203H127V209L128 210H132V217H134V218H136V217H139V218H142L143 217V215H144V211L143 210H145V202H144V197L143 196H145V191H143L142 190V192H141V194H140ZM210 196V197H211ZM223 196H225V197H223ZM171 197V198H170ZM174 197V198H173ZM196 197V198H195ZM213 197H214V199H215V201H213L214 199H213ZM222 197V198H221ZM200 198H203V200L202 199H200ZM217 198V199H216ZM237 198H238V195L236 196V197H234V198H232V200H237ZM168 199H172V200H170V201H172V202H174V203H171V204H173V205H170L169 204V200ZM174 199H175V201H174ZM210 201H209V200ZM258 199V200H257ZM62 200V199H61ZM61 200H58L56 203L57 204H59L60 205V203L63 205L64 204V202H66V201H63V203L62 202H60ZM63 200H65V199H63ZM184 200V201H183ZM191 201H194V202H191ZM209 201V202H208ZM140 202V203H139ZM189 202H191V204L189 203ZM198 202V203H197ZM254 202V203H253ZM67 203V202H66ZM186 203H187V207H188V209L186 208ZM193 203H197L196 204V206H195V204H193ZM57 204H55V206L57 205ZM135 204V205H134ZM169 204V205H168ZM177 204H178V206H177ZM181 204V205H180ZM188 204H190V205H188ZM192 204L194 205L193 207H191L192 206ZM203 204V203H202ZM133 205V206H132ZM168 205V206H167ZM208 205V204H207ZM207 205L205 206L206 207V209L207 208H212V207H215L214 205H215V203L214 204H210V205H208V207H207ZM61 206V205H60ZM144 208L143 210H142V207ZM170 206V208H168ZM180 206H182V208L180 207ZM257 206H260V204H257ZM39 207V209H40V205L38 206ZM131 207H132V209H131ZM141 207V208H140ZM261 207H264V205H261ZM61 208V210L59 211V206H58V208L57 207H55V209H54V207H51V208H47V210H45V212H43L42 210L40 211V214H39V212H38V214L39 215H43V217L44 216H46V215H50L48 218H50L49 220H47V216L45 217V219L47 220V221H49L48 222V224H47V221H45L46 222V224H44V225H38L39 226V228H41V231H40V229L38 228V226H37V228H38V231H37V228L35 227H33L34 229H36V230H34L35 231V233L33 232V229L32 228H30L31 229V231H27V230H22V232H23V235H24V237H25V234H26V237L24 238V240L26 241V238L29 240H27L25 243L26 244H28L29 243V246L30 247H32L31 246V244L33 245V246H37V248L39 249H42V247L43 248H45V249H43V250H46V249H49V250H51L52 251V249H53V247H51L50 246V244H51V242L53 243L54 242V244L53 245H58L59 243H61L62 244V247H61V244H59L58 246H59V249L58 250H61V251H63V250H65V244L63 245V237L65 236V233H66V226H65V223H63L61 220H59V216L61 215V212H62V206L60 207ZM167 208V209H166ZM177 208V209H176ZM184 208V209H183ZM187 209V211H186V209ZM189 208H190V210H189ZM192 208H194L193 210H192ZM41 209H43V207H41ZM51 209H53V212H54V214H55V216H53L54 214H53V212H52V210ZM139 209H140V211H139ZM172 210L171 212H172V214H170V210ZM182 211H180V210ZM33 212H34V214H36L35 212H36V210H38V208H36V210L34 211V209H31ZM30 210V211H31ZM55 210L57 211V212H55ZM167 210H169V211H167ZM176 211V210H178L177 212H175L174 214H173V211ZM29 211V212H30ZM31 211V212H32ZM52 213H51V212ZM186 211V212H185ZM28 211L27 212H25L26 213V216L24 217V215H23V218H22V225L20 226V231H21V229H23V228H26L27 227V229H29L28 227H32V226H34V225H36L37 224V222H35V221H31L34 225H32V223H28V220L26 221V219L28 218H31V220H32V217L30 216V217H27V213H29ZM30 212V213H31ZM102 212H103V215H101L102 214ZM133 212H135V213H133ZM188 212H190L189 214H187ZM24 213V214H25ZM50 213V214H49ZM96 213L98 214V215H96ZM95 213V215L93 214V215H86L85 213H79L78 215H80V216H78L79 218H80V221L82 220L83 221V223H84V226H83V224H82V228L84 229H87L86 231V235L87 236H89V238H94L93 240H94V242L96 243V244H102V245H107V246H110L111 244H114L115 242H116V250H118V254H117V258H116V262H115V264H128L129 262H132L131 264H135L134 262H135V259H134V255L132 256V258L130 257L131 256V254H133L134 253V249H131L132 247L133 248H136V246L138 245V247H140V248H142V247H145L144 249H147L146 250V252L147 253H149V254H151V256L153 257V256H155L156 255V257L157 258H155V257H153V258H155V261L153 260V262H152V260H151V262H150V264L151 263H154V262H165L166 260V262L168 263V261H169V259H167V258H164V257H162V258H164L163 260H161V256L159 257L156 253H160L162 250H164V249H162V247L163 248H165L164 246H165V242L163 241V242H161L162 240H163V238L161 237V241H159L156 237V239L158 240L157 242H160L161 244L159 245L158 243H155L154 245H153V243L156 241V240H154L155 238H152L153 236L151 235H149V234H147V235H149L148 236V238H151V239H148L150 242L152 241V239H153V243L151 244V243H147V245L145 244L146 242H144L143 243V241H146L147 239H145L144 238V236L146 235L145 233H143V232H141V233H133L132 235L134 236V238H133V236L132 235H130V236H132V237H130L129 235H128V233L126 232V233H123V232H121V231H117V220H115V219H113L114 217L110 214V216L109 215H107V212H105V210H101L100 212H96ZM186 213V214H185ZM37 214V215H38ZM136 214V215H135ZM168 216H167V215ZM99 215H100V217H99ZM185 215V216H184ZM209 214H206L205 215V217H207ZM91 216V217H90ZM109 216V217H108ZM136 216V217H135ZM98 217V218H97ZM55 218V219H54ZM78 218V219H79ZM100 218V219H99ZM101 218H103V219H101ZM104 218H106V219H104ZM191 218V219H192ZM109 219H112V220H109ZM190 219V220H191ZM100 220V221H99ZM107 220V221H106ZM115 220V221H114ZM156 221V219H148V221H146V223H147V225L148 224H150L151 222H152V224H153V221ZM193 220V219H192ZM29 221H30V219H29ZM96 221H97V224L99 225H94L93 226V224L92 223H96ZM105 223H104V222ZM111 221V222H110ZM154 221V222H155ZM44 222V223H45ZM100 222V223H99ZM104 224H103V223ZM30 224L29 226H28V224ZM61 223H63V224H61ZM88 223V225H86L87 227H85V224H87ZM109 223V224H108ZM111 223V224H110ZM158 221H156V225H158ZM51 225V230H49L48 229V231H47V229L46 230H44V228H46V227H49L50 228V225ZM103 224V225H102ZM151 224V225H152ZM47 225H49V226H47ZM91 225V226H90ZM161 225V224H160ZM241 225V224H240ZM114 228H113V227ZM150 226V225H149ZM166 226V227H165ZM64 227V228H63ZM93 228V230H91L92 228ZM237 227V226H236ZM241 227H242V225H241ZM60 228V229H59ZM63 228V229H62ZM160 228H161V226H160ZM166 228V229H167ZM170 228H168L169 229V232H168V230H167V236L169 237V239L170 238H172L173 237V231H174V229L172 230V232H170ZM238 228V227H237ZM237 228L235 229L234 228V230H233V228H231V230L229 231V234H230V232H231V234L230 235H228V236H230V237H228L227 236V238H226V234H228V230L227 231H225L226 229H224L223 230V232H224V234H222V231L220 232V236L219 237H221V239H219V240H221V241H219L218 240V233L219 232H215L216 233V235H217V238H216V236L214 235V238L212 239V237L210 238V240L208 241V242H203V240L200 238L199 239V242L201 243V245H199V247L201 246V248L199 249V248H196L195 247V242H193L194 244V246L193 247H191L192 245H191V237L192 236H197L196 234H195V232L194 233H192V231L190 230V234H188L187 235V237H185V238H183V240L184 241H182V243L180 244V242H179V244H176V246H175V248L173 249V252L174 251H176V253H174V255H170V257L172 256V258L171 259H173V257L174 256H176L178 259H173L174 261L172 262V260H170V262L169 263H172V264H177V263H180L181 261H180V259H183L184 261L185 260H187L188 258H189V255H191V253H193V254H196V255H194L195 257L197 256V255H199V254H201V255H203V258H204V260H205V264H213V263H215V264H230L231 262V264H236V263H238L239 261H241L242 259H243V257H244V255H246V253H248L247 252V246H250L249 248H251V253H252V256H253V254H254V252H255V250H258V249H255V247L257 246L259 249H261V251L260 250H258V251H256V253L258 252V254L253 258L254 259V261L252 260V263L251 264H264V252H262V251H264V247H262V246H264V244H262V242H264V236H258V237H256L254 240H252V241H250V239L248 238V235H247V231L245 230V228H244V226H243V229L245 230V233L246 234H244L243 233V231H242V233H240V232H237L236 233V231H237ZM240 228V227H239ZM29 229V230H30ZM89 229V230H88ZM165 229V230H166ZM241 229V228H240ZM240 229H238V231L240 230ZM62 230V231H61ZM96 230V231H95ZM112 230V231H111ZM25 231H27L25 234H24V232ZM47 231V232H46ZM57 231V232H56ZM84 232H85V230H83ZM91 231V232H90ZM99 231H101V232H99ZM109 231H111L110 232V234H109V236H110V240H107V238L109 237L107 234L108 233H105V232H109ZM113 231H114V233L116 232V234H114L113 233ZM194 231V230H193ZM30 232L32 233V234H30ZM56 234H55V233ZM93 232H94V234H93ZM159 232H160V230H159ZM166 232V231H165ZM165 232L164 233H162V234H165ZM38 233V234H37ZM54 235H59V237L60 238H58V237H56V239L57 240H53V237H52V235L53 234ZM100 233L102 234L101 236H99L100 235ZM119 233H121V234H123V236L122 235H120ZM215 233H213V234H215ZM235 233V234H234ZM240 233V234H239ZM33 234H35L36 236H37V238L40 240V243H35V242H38V239L37 238H35V237H33L32 235ZM44 234V235H43ZM46 234V235H45ZM103 234H105V235H103ZM114 234V235H113ZM161 234V235H162ZM234 234V235H233ZM237 234V235H236ZM262 234H264V233H262ZM49 235H50V237H49ZM112 235V236H111ZM121 236V238H120V236ZM160 235V234H159ZM236 235V236H235ZM42 237V238H39V237ZM99 236V237H98ZM128 236L130 237V240H129V238H128ZM165 236H166V234H165ZM164 235H163V237H165ZM199 236V235H198ZM197 236V237H198ZM232 236H234V237H232ZM244 236H246V237H244ZM22 237V236H21ZM101 237V239H99ZM106 237V238H105ZM115 237H117V238H115ZM124 238V240H123V238ZM159 237V236H158ZM167 237V238H168ZM197 237H194V238H197ZM201 237H202V235H201ZM204 237V236H203ZM241 237H244V239L243 238H241ZM33 238V239H32ZM44 238V239H43ZM102 238H103V240H104V242H103V240H102ZM112 238H115V240H112ZM140 238V239H139ZM143 238L145 239V240H143ZM160 238V237H159ZM167 238L165 239L166 240V242H167ZM194 238H192V239H194ZM199 238V237H198ZM216 238V239H215ZM236 238V239H235ZM238 238V239H237ZM259 238V239H258ZM23 239V238H22ZM36 239H37V241H36ZM42 239V240H41ZM59 239H61L60 241L61 242H59ZM173 239V238H172ZM185 239H186V241H187V239H188V243L190 244H187V242H185ZM230 239V240H229ZM106 240H107V242H106ZM121 240H123V241H121ZM143 240V241H142ZM147 240V241H148ZM171 240V239H170ZM170 240H168V242L170 241ZM190 240V241H189ZM195 240V239H194ZM198 239H196V241H197ZM217 240V241H216ZM260 240V241H259ZM42 241V242H41ZM49 241H50V243H49ZM110 241V242H109ZM114 241V242H113ZM118 241H120V242H118ZM128 241V242H127ZM135 241V242H134ZM137 241V242H136ZM139 241V242H138ZM148 241V242H149ZM214 241V242H213ZM243 241V242H242ZM59 242V243H58ZM118 242V243H117ZM121 242H123V244L121 243ZM198 242V241H197ZM196 242V246H198V244L199 243H197ZM217 242H218V244H217ZM221 242V243H220ZM252 242V243H251ZM121 243V244H120ZM137 243H140V244H137ZM204 245H203V244ZM209 243V244H208ZM262 245H261V244ZM124 244H125V246H128V244H129V247H130V249L129 248H127V250L125 249V247H124ZM146 246H145V245ZM158 244V245H157ZM214 244V245H213ZM221 244V245H220ZM247 244V245H246ZM260 244V245H259ZM52 245V244H51ZM214 247H213V246ZM218 245V246H217ZM220 245V246H219ZM244 245H246V247L244 246ZM123 246V247H122ZM150 246V247H149ZM210 246V247H209ZM217 246V248H215ZM243 246L245 247V248H243ZM47 247V248H46ZM179 247V248H178ZM182 247H185V248H183L182 249ZM191 247V248H190ZM212 247V248H211ZM240 247H241V249H240ZM256 247V248H257ZM32 248H34V247H32ZM31 248V249H32ZM36 248V247H35ZM36 248V249H37ZM149 248V249H148ZM160 248V249H159ZM177 248H178V250H177ZM208 248H210V249H208ZM214 248H215V250H214ZM36 249H33V253L34 254H37L38 255V253L39 252H41V251H39L38 253L36 252ZM193 249V250H192ZM196 249V251H194ZM42 250V251H43ZM131 251V253H129L130 251ZM160 250V251H159ZM211 250V251H210ZM60 251V252H61ZM125 251H129L128 252V260H127V257L125 256V255H127V254H125L124 252ZM178 251V252H177ZM198 251V252H197ZM212 253V254H210V252ZM240 251V252H239ZM241 251L243 252V251H245V252H243V254L242 255H240V253H241ZM65 251H63V254H65L64 253ZM154 253V255H153V253ZM191 252V253H190ZM127 253V252H126ZM178 253L179 254H181L182 255V257H181V255L179 256L178 255ZM255 253V254H256ZM61 254H62V252H61ZM176 254V255H175ZM192 254V255H193ZM211 255V257L207 260V258ZM240 255V257H238L239 255ZM15 255V260H13L12 258H10V259H6L5 261H7L8 263L7 264H19V262H20V264H28L26 261H28L27 259H25L24 257H19L20 255L19 254H14ZM14 255H13V258H14ZM36 255V256H37ZM178 255V256H177ZM209 255V256H208ZM215 255V256H214ZM151 257V258H152ZM160 258V261H159V258ZM169 257V258H170ZM181 257V258H180ZM191 257H193V256H191ZM191 257H190V259H191ZM207 257V258H206ZM214 257H215V259H214ZM61 258H63L62 256H61ZM124 259H126V260H124ZM213 259L215 260V262L213 261ZM119 260V261H118ZM131 260V261H130ZM134 260V261H133ZM165 260V261H164ZM217 260V261H216ZM235 262H234V261ZM239 260V261H238ZM23 261V262H22ZM34 261V260H33ZM122 261H124V262H126V263H124V262H122ZM207 261V262H206ZM213 261V262H212ZM22 262V263H21ZM35 262V261H34ZM161 262H160V264H161ZM188 262H189V260H188ZM158 263H155V264H158ZM3 264H6V262H3ZM187 264V263H186Z\"/></svg>",
    "mask_w": 264,
    "mask_h": 264
},
{
    "label": "bare ground",
    "instance_id": "obj_2",
    "mask_svg": "<svg viewBox=\"0 0 264 264\" xmlns=\"http://www.w3.org/2000/svg\"><path fill=\"white\" fill-rule=\"evenodd\" d=\"M11 1V0H10ZM14 2H15V0H13ZM51 1V0H50ZM52 1H54V0H52ZM56 1V0H55ZM59 0H57V2H58ZM68 2H69V0H67ZM126 1V0H125ZM124 1V2H125ZM129 1V0H128ZM127 1V2H128ZM178 1V0H177ZM222 1V0H221ZM256 1L257 0H235V5H237V7H239V9H243V15L245 14V11H247V12H255L256 11ZM259 1V0H258ZM12 2V1H11ZM36 2V1H35ZM48 2H49V0H48ZM62 2H64V0L62 1ZM67 2V3H68ZM124 2L122 3V0H107L106 1V3L105 2H103L102 3V0H78V5L80 6V8H82V9H86L87 8V12L89 13V11H88V8H89V6H93V8H95L96 10H97V13L99 12L100 14H99V17H98V20L96 21V30H97V32H99V34L97 35V33H95L96 35H95V37H100L99 35H103V36H106L107 34H109V35H107V37H106V39H108V40H106V41H109L110 40V38H111V41H109V42H112V36H113V39H114V35H115V33H117L118 31H116V29L117 28H119V27H121V28H123V26H125L126 25V27L130 30V32L132 33V34H136V35H138L137 37H138V39H137V41L138 42H136V46H137V48H140V50H141V48H145V50L144 49H142V50H144V52L143 53H140L141 55H143V56H149V55H152V54H154V52H156V51H159V50H161L162 51V49L163 50H165V49H167V52H168V50H176V51H179L178 53H181V52H184V50L185 49H188L187 48V46H189L190 45V42H191V38H192V36L196 33V32H199V29L200 28H202L200 25H199V23L197 22L196 24L197 25H199V26H197V27H199V29L195 26L196 24H194V25H192L193 27H189L188 26V28H185V27H183V26H179L178 27V29H175V26H174V28H173V22L172 21H174L175 22V20H173L171 17H170V15H168L166 12V10H165V8H163V5H160V8L158 9V10H161L160 12H158V10L156 11L157 12V14L158 13H160V15L158 14V15H156V16H159V17H155V13H153L154 14V16H151V15H153L151 12V14H150V16L151 17H146L147 16V13L146 12H148V11H146L145 13L146 14H144V13H142L141 12V10L143 9H141L140 10V13H139V11L138 10H136L135 9V7L134 6H136L137 4H139V6H137L136 8H138V7H141L142 6V4L141 3H137L136 4V2H137V0H136V2H135V4H134V6H132V4H129L130 6H132V7H134L133 9H132V7H130L129 5H127V6H124L123 4H124ZM157 2V1H156ZM181 2V1H180ZM211 2V1H210ZM220 2V1H219ZM37 3V2H36ZM50 3V5H51V3L52 2H49ZM150 3V2H149ZM148 3V4H149ZM158 3V2H157ZM182 4H184L183 3V1L181 2ZM7 4H9V3H7ZM15 4H17V3H15ZM39 4V3H38ZM46 4H48V3H46ZM45 4V5H46ZM64 4H65V2H64ZM87 4H91V5H89L88 7H86V5ZM187 4V3H186ZM259 4H260V2H259ZM262 4H264V2H262ZM9 5H11V3L9 4ZM44 5V6H45ZM50 5H49V7H50ZM66 5V4H65ZM65 5H63V6H65ZM153 5H156V4H153ZM152 5V6H153ZM18 7L20 6L19 5V3H18V5H17ZM23 6H24V4L22 5V10L24 11V9H23ZM39 6V5H38ZM53 6V5H52ZM51 6V7H52ZM68 7H69V3H68V5H67ZM66 6V7H67ZM210 6V5H209ZM232 6V5H231ZM234 6V5H233ZM262 6H264V5H262ZM14 7V5H12V8ZM50 7V8H51ZM131 9H130V8ZM142 7H144V6H142ZM147 7V5H145V8ZM165 7V6H164ZM186 7V5L183 7V8H185ZM216 7V6H215ZM257 7H258V5H257ZM48 8V7H47ZM64 8V7H63ZM145 8L143 9L144 11H145ZM149 7H147V9H148ZM25 9H26V7H25ZM30 9V8H29ZM66 9H68V12H69V8H66ZM78 9H79V7H78ZM90 9H92V8H90ZM150 10H151V8H149ZM163 9H164V13L166 14H161V12L163 11ZM186 9H187V7H186ZM185 9V10H186ZM255 9V10H254ZM259 10H260V8H258ZM257 9V10H258ZM2 10V9H1ZM48 11H47V13L49 12V8L47 9ZM59 10V9H58ZM60 10H62V8H60ZM59 10V11H60ZM74 10H75V8H74ZM74 10H72V11H74ZM95 10V11H96ZM106 11L109 15L110 14H112L113 12H117L118 13V17H116L115 19H111V20H108L109 19V17H108V19H103V18H105V17H102L101 15H102V12L103 11ZM181 10V9H180ZM184 10V11H185ZM193 10V9H192ZM240 10V11H241ZM245 10V11H244ZM258 10V12L259 13H264V10H262V11H259ZM7 11V10H6ZM22 11V12H23ZM26 11V10H25ZM28 11V10H27ZM51 11H52V8H51ZM91 11V10H90ZM92 11H93V9H92ZM175 10H173V12H174ZM194 11V10H193ZM193 11H191V13H193ZM176 12H177V10H176ZM175 12V13H176ZM196 12V11H195ZM194 12V13H195ZM200 12V11H199ZM222 12V11H221ZM252 12H251V15H252ZM59 13H61V11L59 12ZM95 13V12H94ZM97 13H95V14H97ZM187 14L189 13L188 11L186 12ZM186 13H184V14H186ZM234 13V12H233ZM237 13H239V12H237ZM249 13H247V14H249ZM258 13V14H259ZM69 14H71L70 12H69ZM68 14V15H69ZM73 14H76V13H73ZM72 14V15H73ZM94 14V15H95ZM144 16H143V15ZM178 14V13H177ZM190 14V13H189ZM188 14V15H189ZM241 13H239V15H240ZM254 14V13H253ZM52 15H53V13H52ZM55 15V14H54ZM91 15H92V13H91ZM146 15V16H145ZM149 15V14H148ZM178 15H180V14H178ZM184 16V17H189V16ZM194 15V14H193ZM238 15V14H237ZM250 15V16H251ZM261 15V14H260ZM9 16V15H8ZM15 16V15H14ZM23 16V15H22ZM25 16V15H24ZM80 16V15H79ZM86 16V15H85ZM105 16V15H104ZM242 16V15H241ZM241 16H239V17H241ZM81 17V16H80ZM84 17V16H83ZM87 17H89L90 18V16L88 15ZM115 17V16H114ZM153 17V18H152ZM192 17V16H191ZM194 17V16H193ZM201 17V16H200ZM205 17V16H204ZM247 17V16H246ZM257 17V16H256ZM24 18V17H23ZM82 18V17H81ZM81 18H80V20H81ZM113 18V17H112ZM162 18V19H161ZM232 18V17H231ZM19 19H20V17H19ZM84 18H82V20H83ZM87 18H85V20H86ZM190 19H192V18H190ZM10 20H12V19H10ZM93 21L94 22V20L93 19H89V21ZM106 20H108V21H106ZM129 20H131V21H129ZM134 22H136L135 24H136V28L135 27H133V29H131L130 28V26L127 24L128 23V21L130 22V23H132L133 21ZM181 20V19H180ZM182 20H184V19H182ZM181 20V21H182ZM189 20V19H188ZM193 20V19H192ZM201 20V19H200ZM206 20V19H205ZM257 20V19H256ZM90 22V25H91V23H93V22ZM178 21V20H177ZM176 21V22H177ZM185 21V20H184ZM218 21V20H217ZM222 21V20H221ZM234 19L233 20H230V21H227L228 23H227V25L228 24H234ZM16 22V21H15ZM66 22V21H65ZM82 22V21H81ZM83 22H86V21H83ZM188 23H190V21H187ZM195 22H196V20H195ZM203 22V21H202ZM260 22H261V20H260ZM67 23V22H66ZM65 23V24H66ZM213 23H216V22H214L213 21ZM223 23V22H222ZM238 23V22H237ZM134 24V23H133ZM221 24V23H220ZM12 25H13V23H12ZM61 25V24H60ZM68 25V29H70L69 27H70V25L69 24H67ZM93 25V24H92ZM128 25V26H127ZM177 25H179V24H177ZM176 25V26H177ZM213 25V24H212ZM237 25V24H236ZM195 26V27H194ZM7 27V26H6ZM65 27V26H64ZM83 27V26H82ZM220 27V26H219ZM222 27H223V24H222ZM237 27H239V26H236V28ZM39 28V27H38ZM84 28V27H83ZM93 28V27H92ZM241 28V27H240ZM43 29V28H42ZM120 29V28H119ZM124 29V28H123ZM217 29H219V28H217ZM16 30V29H15ZM41 30V29H40ZM65 30V29H64ZM201 30V29H200ZM215 30V29H214ZM220 30H222V29H220ZM219 30V31H220ZM224 30V29H223ZM236 30V29H235ZM239 30V33H240V29H238ZM41 31H43V30H41ZM69 31H71V30H69ZM69 31L67 32V33H69ZM120 31V30H119ZM205 31H206V29H205ZM234 31V30H233ZM261 31V30H260ZM262 31H264V29H262ZM82 32V31H81ZM80 32V34H78V35H74V37H77V36H79L80 37V35L81 34H85V33H81ZM86 32V31H85ZM88 32V31H87ZM203 32H204V30H203ZM214 32V31H213ZM212 32V33H213ZM226 31H224V33H225ZM228 32H229V30H228ZM227 32V33H228ZM238 32V31H237ZM236 32V33H237ZM242 32H244V28H243V31ZM207 33V32H206ZM216 33V32H215ZM234 33V32H233ZM236 33H234V36H235V34ZM70 34V33H69ZM69 34H67L68 36H69ZM111 34V35H110ZM197 34V33H196ZM219 34H221V33H218V36H220ZM231 34H232V30H231ZM241 34V33H240ZM245 34V33H244ZM20 35V34H19ZM48 35V34H47ZM101 35V36H102ZM118 35H119V33H118ZM215 35V34H214ZM223 35V34H222ZM242 35H243V33H242ZM64 36V35H63ZM66 37V38H70V37H73V36H71L70 35V37ZM217 36V37H218ZM231 36V35H230ZM230 36H229V38H230ZM234 36H232V37H234ZM237 36H238V34H237ZM262 36V35H261ZM136 37V38H137ZM199 37H201V33H200V36ZM224 37V36H223ZM50 38V37H49ZM48 38V39H49ZM88 38V37H87ZM102 38V37H101ZM136 38H135V40H136ZM222 38V37H221ZM228 38V39H229ZM245 38V37H244ZM47 39V38H46ZM55 39V38H54ZM58 39H60V38H58ZM62 39V38H61ZM74 39V38H73ZM220 39V38H219ZM223 39V38H222ZM221 39V40H222ZM236 38H234L233 40H231V41H234ZM239 39V38H238ZM241 39V38H240ZM50 40V39H49ZM69 40V39H68ZM67 40V42H70V41H68ZM71 40V39H70ZM117 40H118V38H117ZM216 40V39H215ZM230 40V39H229ZM237 40V39H236ZM56 41V40H55ZM61 41V43H62V40H60ZM119 41V40H118ZM197 41V40H196ZM213 41H214V39H213ZM240 41V40H239ZM242 41V40H241ZM254 41V40H253ZM255 41H256V39H255ZM65 42V40L63 41V43ZM67 42H65V43H67ZM128 42V41H127ZM218 42V41H217ZM246 42V41H245ZM244 42V43H245ZM257 42V41H256ZM72 43V42H71ZM82 43H83V41H82ZM112 43H114V42H112ZM134 43V42H133ZM199 43V42H198ZM243 43V42H242ZM251 43H252V41H251ZM250 43V44H251ZM77 44V43H76ZM195 44V43H194ZM215 44V43H214ZM246 44V43H245ZM248 44V43H247ZM250 44H248V45H250ZM75 45V44H74ZM133 45V44H132ZM197 45V44H196ZM203 45V44H202ZM205 45L206 44H204V47H205ZM235 45H236V43H235ZM235 45H234V47H235ZM239 45V44H238ZM261 45V44H260ZM262 45H264V44H262ZM46 46V45H45ZM64 46H67V44L66 45H64ZM76 46V45H75ZM209 46V45H208ZM207 46V47H208ZM223 46V45H222ZM237 46V45H236ZM241 46V45H240ZM245 46V45H244ZM243 46V47H244ZM52 47H54V46H52ZM123 47V46H122ZM195 47H197V46H195ZM214 47H215V45H214ZM214 47H212V48H214ZM218 47H221V46H218ZM47 48H48V46H47ZM51 48V47H50ZM49 48V49H50ZM79 48V47H78ZM78 48L76 47V49H77V51L76 52H78ZM86 48V47H85ZM88 48V47H87ZM90 48V47H89ZM202 48H203V46H202ZM244 48H247V47H244ZM251 48V47H250ZM90 49H93V48H90ZM199 49V48H198ZM216 49H218L217 47L215 48V51H216ZM243 49V48H242ZM252 49H253V47H252ZM74 50V49H73ZM89 50V49H88ZM94 50V49H93ZM141 50V51H142ZM245 50V49H244ZM50 51V50H49ZM52 51V50H51ZM59 51V50H58ZM86 52H87V50H85ZM129 51V50H128ZM127 50H126V52H128ZM135 51V50H134ZM193 51H195V50H193ZM201 51V50H200ZM213 51V50H212ZM219 51V50H218ZM239 51V50H238ZM258 51V50H257ZM256 51V52H257ZM31 52V51H30ZM60 52H62V51H60ZM75 52V51H74ZM89 52V51H88ZM91 52V51H90ZM171 52V51H170ZM188 52V51H187ZM198 52V51H197ZM203 52H206V51H203ZM220 52V51H219ZM217 53V51L215 52V53H217V54H215V55H218V57H216V59L215 58H213V59H215L216 60V62H218V63H220V64H228V65H236L237 63L239 64V62L241 61V60H243L242 59V57H239V55H238V53H237V50L235 51L234 49H232L231 47H229V46H224L223 48H222V50H221V52L220 53ZM239 52H241V51H239ZM243 52V51H242ZM255 52V51H254ZM253 52V53H254ZM50 53V52H49ZM64 53V52H63ZM92 53V52H91ZM159 53H160V51H159ZM162 54H164L165 53V51L164 52H161ZM199 53V52H198ZM257 53H259V52H257ZM37 54H39V53H37ZM51 54V53H50ZM83 54V53H82ZM206 54V53H205ZM42 55V54H41ZM45 55V54H44ZM52 55H53V52H52ZM60 55H61V53H60ZM63 55V54H62ZM88 55H90V54H88ZM87 55V56H88ZM132 55H134L133 53H132ZM213 54H211V56H212ZM128 56H131V55H128ZM155 56V55H154ZM164 56H166V55H164ZM178 56H180L179 54H178ZM214 56V55H213ZM212 56V57H213ZM16 57H18V56H16ZM15 57V58H16ZM60 57V56H59ZM82 57V56H81ZM85 57V56H84ZM117 57V56H116ZM152 57H153V55H152ZM150 58V60H151V62H154L155 63V61H153V59L155 60V58L153 57V58ZM167 57V56H166ZM177 57V55L175 56V58ZM208 57V56H207ZM252 57V56H251ZM46 58V57H45ZM44 58V59H45ZM83 58V57H82ZM124 58V57H123ZM189 58H192V55H191V57H189ZM197 58L198 57H196L195 59V61H197ZM203 58V57H202ZM202 58H201V60H202ZM208 58H210V57H208ZM78 59V58H77ZM136 59V58H135ZM163 59V58H162ZM162 59H161V61H162ZM170 59V62H171V60H173V58H169ZM212 59V60H213ZM253 59V58H252ZM257 59V58H256ZM38 60H40V59H38ZM61 60V59H60ZM80 60V59H79ZM122 60V59H121ZM167 60H168V58H167ZM186 60V59H185ZM204 60V59H203ZM215 60H213V62L215 61ZM248 60V59H247ZM247 60H246V63H247ZM148 61H149V59H148ZM147 61V62H148ZM160 61V62H161ZM164 61V60H163ZM169 61V60H168ZM186 61H188V60H186ZM194 61V59L191 61H189V63L190 64H194V63H192ZM256 61V60H255ZM38 62V61H37ZM45 62V61H44ZM47 62V61H46ZM65 62V61H64ZM86 62V61H85ZM125 62H128V61H125ZM125 62L123 63V67H124V64H125ZM134 62V61H133ZM136 62H138V61H136ZM136 62H135V64H131V63H128L127 64V67H126V69H124L123 68V70L122 71H125L126 70V72H121V73H127V77L128 78H134V79H136V81L137 80H139V78H140V76H141V78H140V80L142 79H144V76H143V72H141V73H139L138 74V70L140 69V67H141V65H137L136 64ZM170 62H168V63H170ZM173 62V61H172ZM177 63H178V61H176ZM184 62V61H183ZM197 62H199V61H197ZM244 62H245V60H244ZM252 62V61H251ZM87 63V62H86ZM146 63V62H145ZM145 63H143V64H145ZM150 63V62H149ZM149 63H147L148 65H149ZM202 63V62H201ZM204 63V62H203ZM241 63H243V62H241ZM256 63H258V62H256ZM156 64V63H155ZM162 64V63H161ZM161 64H160V66H161ZM176 64V63H175ZM196 64V63H195ZM194 64V65H195ZM200 64V63H199ZM204 64H206V63H204ZM244 64V63H243ZM118 65V64H117ZM154 66V64H151V66ZM192 65H191V67H189V68H195V67H192ZM193 65V66H194ZM198 65V64H197ZM196 65V66H197ZM215 64H212V66H214ZM250 65V64H249ZM254 65V64H253ZM42 66V65H41ZM106 66V65H105ZM114 66V65H113ZM145 66V65H144ZM153 66H152V68H153ZM160 66H158V67H160ZM176 66V65H175ZM181 66V65H180ZM179 66V67H180ZM183 66V65H182ZM200 66V65H199ZM199 66H197V67H199ZM206 66V65H205ZM212 66L210 67V68H212ZM1 67V66H0ZM5 67V66H4ZM4 67H3V69H4ZM119 67V66H118ZM155 67V66H154ZM158 67H156V68H158ZM162 67V66H161ZM221 67V66H220ZM219 67V68H220ZM224 67H226V66H224ZM253 67H255V65L253 66ZM47 68V67H46ZM99 68H100V66H99ZM102 68V67H101ZM101 68H100V70H101ZM109 68V71L111 72V70H110V66L108 67ZM114 68V67H113ZM112 68V69H113ZM150 70H152L151 68H150V66L148 67ZM155 68V69H156ZM178 68V67H177ZM181 68V67H180ZM180 68H179V70H178V72L180 73ZM184 68H187V67H183V69ZM200 68V67H199ZM223 68V67H222ZM239 68H241V67H239ZM17 69V68H16ZM24 69V68H23ZM48 69V68H47ZM65 69V71H66V68H64ZM63 69V70H64ZM182 68H181V70H183ZM202 69V68H201ZM214 69H216V67L214 66ZM224 69V68H223ZM242 69H244L243 67L241 68V70ZM245 69H246V67H245ZM244 69V70H245ZM249 69V68H248ZM248 69H246V70H248ZM258 69V68H257ZM42 70V69H41ZM49 70V69H48ZM59 70H61V69H59ZM177 70V69H176ZM175 70V71H176ZM185 70V69H184ZM186 70H189V69H186ZM185 70V71H186ZM194 70V69H193ZM198 70H200V69H198ZM205 70V69H204ZM212 70H213V68H212ZM211 70V71H212ZM224 70H226V69H224ZM231 69H229V71H230ZM239 69H237V71H238ZM240 70V72H243V71H241ZM24 71H25V69H24ZM80 71V70H79ZM85 71V70H84ZM114 71V70H113ZM145 71V70H144ZM154 71V70H153ZM158 71V70H157ZM160 71H162V70H160ZM195 71H196V69H195ZM194 71V72H195ZM219 71H220V69L217 71L218 72V74H219ZM234 71V70H233ZM5 72V71H4ZM21 72V70L19 69V76L20 77H23V76H21L20 74H22V73H20ZM66 72H68V71H66ZM65 72V73H66ZM87 72V71H86ZM109 72V73H110ZM116 72V71H115ZM155 73H157V75H162L163 73H165L164 71H163V73H160V72H156V71H154ZM184 72V71H183ZM209 72H210V69H209ZM213 72V71H212ZM232 72V71H231ZM235 73H238L239 74V72H236V71H234ZM250 72V70L248 71V73ZM254 73H253V75L255 74V75H257L255 72L256 71H253ZM259 72V71H258ZM1 73H2V70H1ZM6 73V72H5ZM53 73V72H52ZM64 73V74H65ZM75 73V72H74ZM108 73V72H107ZM108 73V74H109ZM158 73H160V74H158ZM179 73H177V74H179ZM201 73H202V71H201ZM247 73V74H248ZM7 74V73H6ZM12 74V73H11ZM23 74H24V72H23ZM107 74V75H108ZM112 74V73H111ZM146 74V73H145ZM151 75H153V76H151V75H149V74H147L146 75V77H145V81L147 82V89L145 90V91H147L148 90V87L150 88V86L149 85H151L152 83H153V81L155 80V78H159V80H160V77L159 76H155L154 77V73L152 72V73H150ZM181 74V73H180ZM179 74V75H180ZM185 74V73H184ZM197 74V73H196ZM203 74V73H202ZM205 74H207V72L205 71ZM214 74L216 75L217 73H216V71H215V73H213V75H211L212 76V79H213V77H214ZM217 74V75H218ZM220 74H221V72H220ZM244 76H245V78H246V72H244ZM251 74H252V72H251ZM251 74L249 73L248 75H250L251 76ZM59 75V74H58ZM61 75V74H60ZM82 75H84V74H82ZM86 75H88V74H86ZM103 75V74H102ZM110 75V74H109ZM113 75H117L118 77H119V79L121 80V78H120V76L119 75H121V77H123V75L124 74H112V77H113ZM140 75V76H139ZM166 75H167V73H166ZM174 75H175V73H174ZM198 75H200V74H198ZM198 75H191V76H181V77H179V76H177V78L175 79V84H176V86H177V88L179 89V90H181L184 94H186V95H189V96H191V95H193V96H198V97H201L202 98V100L203 99H205V100H208V101H212L213 103H212V105H214L213 107H215V106H218L219 108H220V106H219V103H220V97H222V95H221V92H220V90L218 89V90H216L215 89V86L213 87L210 83H207V82H204V81H202L201 80V78H200V76H202V75H200V76H198ZM228 75V74H227ZM241 74H239V76H240ZM1 76H3V75H0V77ZM27 76V75H26ZM28 76H29V74H28ZM34 76H35V74H34ZM47 76V75H46ZM49 76V75H48ZM167 76H171L170 74L169 75H167ZM219 76V75H218ZM222 76V75H221ZM234 76V75H233ZM236 76V75H235ZM29 77H31L32 78V76H29ZM61 76H54L53 74H51V76H49V77H47V87H46V89H45V91L48 93V94H50V97H51V95L52 96H54V95H61V96H63L62 98L64 99V100H62V101H64L63 103H61V105H59L57 102V105H59V106H61V107H59V109L62 111V109H63V107L65 106V101L67 102V101H69V102H67V109H66V111L64 112H58V113H56V111L54 112V119H55V123L58 125L59 123L61 124V126L63 127V128H65V129H67V127L68 128H71V125H73V122L76 120V112L74 111V109L73 108H71V88H72V86H74V84H72L71 85V79H69V78H60ZM79 77H81V75L79 76ZM104 77V76H103ZM110 77V76H109ZM118 77H116V79L118 78ZM126 77V76H125ZM143 77V78H142ZM154 77V78H153ZM164 77H166V76H164ZM216 77V76H215ZM243 77V76H242ZM249 77V76H248ZM9 78V77H8ZM24 78H26V77H24ZM36 78V77H35ZM42 78V77H41ZM41 78H40V80H41ZM106 78V77H105ZM170 79L169 77H166L165 79ZM225 78V77H224ZM236 78V77H235ZM237 78H238V76H237ZM241 78V77H240ZM1 79V82H2V80H4L5 78L3 77V78H0ZM21 79V78H20ZM119 79H117L118 81H119ZM132 79H130V80H132ZM161 79H163V78H161ZM203 79V78H202ZM218 81H217V84H218V82H219V79L220 78H216ZM229 79V78H228ZM233 79V78H232ZM231 79V80H232ZM248 79H250V77L248 78ZM252 79V78H251ZM7 80V78L4 80V81H6ZM39 80V81H40ZM42 80H43V78H42ZM80 80V79H79ZM86 80V79H85ZM116 80V81H117ZM124 80H125V78H124ZM238 80V79H237ZM3 81V82H4ZM12 81V80H11ZM25 81V83H27L26 82V80H24ZM38 81V80H37ZM38 81V83H42L43 84V81L42 82H39ZM86 81H88L89 82V80H86ZM102 81H104V79H102V77L100 76V74H96L95 75V78H94V80H93V84H101V82ZM106 81V80H105ZM104 81V82H105ZM126 81H127V79H126ZM135 81V82H136ZM166 80H164V82H165ZM207 81H209V80H207ZM234 81V80H233ZM0 82V83H1ZM9 82V81H8ZM30 82V81H29ZM33 83H34V86H33V84H32V86L34 87L33 89H37L36 87H35V81L33 80L32 81ZM74 82H76V81H74ZM85 81L83 80V83H84ZM112 82H114V81H112ZM131 82H133V81H131ZM134 82V83H135ZM138 82V81H137ZM137 82L135 83L136 85H135V87L137 88ZM163 82V84L164 85H167V84H165ZM214 82V81H213ZM236 82V81H235ZM239 82H241V81H239ZM239 82H237V83H239ZM10 83V82H9ZM38 83H37V86H38ZM87 83V82H86ZM92 83H90V85L89 84H87L85 87H88L89 86V88H92ZM170 83V82H169ZM212 83V82H211ZM215 83H216V80H215ZM227 83V82H226ZM252 83V82H251ZM254 83V82H253ZM5 84V85H4ZM4 84H2L4 87H2V85L0 86V88H3V89H1V90H5V86L7 85V83L6 82H4ZM76 84H78V82L77 83H75V85ZM119 84H121V83H119ZM128 84H130V81H129V83ZM138 84H142V85H144V83L142 82H138ZM154 84V83H153ZM152 84V85H153ZM157 84H160V85H157V86H159V87H164V85L162 84V83H158L157 82ZM230 84V83H229ZM228 84V86H229V88H230V85ZM233 85L234 84H236V83H232ZM231 84V85H232ZM242 84V83H241ZM240 84V85H241ZM20 85V84H19ZM29 85H30V83H29ZM133 85V84H132ZM132 85H130L131 87H132ZM162 85V86H161ZM220 85V84H219ZM218 85V87H220ZM26 86V85H25ZM91 86V87H90ZM94 86V85H93ZM97 86V85H96ZM121 86V85H120ZM140 86V85H139ZM154 86V85H153ZM175 86V85H174ZM223 86V85H222ZM221 86V87H222ZM244 86V85H243ZM242 86V87H243ZM22 87V86H21ZM43 87H44V84H43ZM141 87V86H140ZM139 87V88H140ZM154 87H156V83H155V86ZM224 87V86H223ZM222 87V88H223ZM234 87V86H233ZM246 87H248V85L246 84ZM22 88H24V87H22ZM18 89L20 92V94H22V92L24 91H27V93H29L28 92V89L29 88H27V87H25V88H27V90L26 89ZM39 88H41V86L40 87H38V90H35V91H39ZM74 88V87H73ZM95 88H97V87H95ZM94 88V90H96ZM221 88V89H222ZM249 88V87H248ZM248 88H246V90L248 89ZM31 90H32V87L30 88ZM42 89V88H41ZM40 89V90H41ZM87 89L88 88H86V91H87ZM99 89V88H98ZM118 89V88H117ZM158 89V88H157ZM156 89V90H157ZM168 91L170 90V89H168V88H166ZM174 89V88H173ZM172 89V90H173ZM0 90V91H1ZM78 90V89H77ZM127 90H129V89H127ZM127 90H123V91H125V92H127ZM138 90V89H137ZM166 90V91H167ZM172 90H171V92H172ZM230 90V89H229ZM232 90V89H231ZM238 90V89H237ZM245 90V91H246ZM253 90V89H252ZM7 91V90H6ZM5 91V92H6ZM41 91H44V88H43V90H41ZM97 91H99V90H97ZM134 90H132V92H133ZM155 91V90H154ZM158 91L160 92V89H158ZM158 91H157V93L156 94H158ZM167 91V92H168ZM180 91V92H181ZM248 91L249 90H247V92L246 93H248ZM260 91V90H259ZM8 92V91H7ZM45 92V93H46ZM84 93H81V94H84L85 95V88H84V91H83ZM128 92H130V90L128 91ZM127 92V93H128ZM131 92V93H132ZM149 92V91H148ZM150 92H151V90H150ZM174 92V91H173ZM252 92V91H251ZM261 92V91H260ZM98 93H100V91L98 92ZM97 93V94H98ZM137 92L135 91V94H136ZM169 93H170V91H169ZM253 93H255V91L253 90ZM7 94V93H6ZM80 94V95H81ZM96 94V95H97ZM100 94H102V92L100 93ZM110 94H111V91H110V93L109 94H107V95H109L110 96ZM133 94H134V92H133ZM132 94V95H133ZM152 94V93H151ZM151 94H149V95H151ZM171 94V93H170ZM174 94H177V93H174ZM226 94V93H225ZM259 94V93H258ZM23 96H24V93L22 94ZM26 95V94H25ZM99 95V94H98ZM105 95V94H104ZM107 95H105L104 97H105V99L106 98H108L109 96H107ZM127 95V94H126ZM2 96V93H0V97ZM3 96H5V95H3ZM7 96V95H6ZM5 96V97H6ZM40 95H37L36 97H39ZM45 96V95H44ZM44 96H43V98H44ZM147 96V94H144V97H146ZM193 96H192V98H193ZM225 96V95H224ZM239 96V95H238ZM245 96V95H244ZM253 96H255V95H253ZM253 96H250V97H252L251 99H249V97H248V102H249V100H252V99H254V97ZM261 96H262V94H261ZM30 97V96H29ZM28 96H27V98L24 96L23 97V101L26 99L27 100V104L25 105V107L28 105V98H29ZM56 97V96H55ZM81 97H82V95H81ZM103 97V98H104ZM127 97V96H126ZM139 97V96H138ZM143 97V96H142ZM154 97H156V95H154ZM164 97H166V100H165V102L166 103H168L169 101H171L172 99H170V97H168L167 96V94L166 95H164ZM179 97V96H178ZM177 97V100H179V98ZM232 97V96H231ZM231 97H228V98H231ZM1 98H4V97H1ZM42 98V99H43ZM59 98V97H58ZM84 98V97H83ZM95 98V97H94ZM141 98V97H140ZM140 98H138V99H140ZM197 97H195V99H196ZM224 99H225V97H223ZM247 98V97H246ZM256 98H257V96H256ZM256 98L254 99V104H255V106H256V101H258V102H260V99L258 100H256ZM261 99H262V97H260ZM36 99V98H35ZM34 99V100H35ZM38 99V98H37ZM89 99V98H88ZM100 99H101V97H100ZM125 99H128V98H125ZM130 99V98H129ZM137 99V98H136ZM168 99V100H167ZM176 99V98H175ZM199 99V98H198ZM232 99V98H231ZM241 99V98H240ZM244 99H245V97H244ZM20 100H22V99H20ZM19 100V101H20ZM29 100H30V98H29ZM49 100H51V99H49ZM61 100V99H60ZM81 100H83V99H81L80 98V101ZM96 99H94V101H95ZM103 100V99H102ZM134 100H135V97H134ZM153 100H156V98L155 99H153ZM160 100V99H159ZM200 100V99H199ZM199 100H197L196 99V101H199ZM230 100V99H229ZM238 100H239V98H238ZM242 100V99H241ZM241 100H239V101H241ZM256 100V101H255ZM262 100H264V99H262ZM32 100H30L29 102H31ZM62 101H60V102H62ZM104 101V100H103ZM102 101V102H103ZM106 101V100H105ZM129 101V100H128ZM157 101V100H156ZM168 101V102H167ZM180 101V100H179ZM238 101V102H239ZM253 101V100H252ZM33 102V101H32ZM38 102V101H37ZM49 102V101H48ZM78 102V101H77ZM97 102V101H96ZM95 102V103H96ZM100 102V101H99ZM121 102H122V100H121ZM121 102H119V103H121ZM127 102V101H126ZM153 102V101H152ZM173 102V101H172ZM174 102H176V101H174ZM182 102V101H181ZM200 102H201V100L198 102L199 104H200ZM203 102V101H202ZM50 103V102H49ZM48 103V104H49ZM55 103V102H54ZM56 103H55V106H54V104H52L53 106H54V108L55 107H57V105H56ZM98 103V102H97ZM154 103V102H153ZM156 103V102H155ZM161 102L160 101H158V104H156V105H159ZM178 103V102H177ZM184 103V102H183ZM190 103V102H189ZM237 103V102H236ZM250 104H252V106H254V104L250 101L249 102ZM22 104H24V102H22L21 103V105ZM51 104V103H50ZM63 104V105H62ZM75 104H77V103H75ZM79 104V103H78ZM99 104V103H98ZM124 104V103H123ZM192 104V103H191ZM191 104H189V105H191ZM205 105H206V103H204ZM250 104H249V107H250ZM258 104V103H257ZM260 104V103H259ZM262 104V103H261ZM15 105H17V103H15L13 106H11V107H14ZM21 105L20 106H18L17 108L18 109H20V110H25L24 109V105L22 106V108H21ZM32 105H35V104H32ZM51 105V106H52ZM100 105V104H99ZM125 105V104H124ZM128 105V104H127ZM126 105V106H127ZM132 105V104H131ZM168 105H169V103H168ZM183 105V104H182ZM185 105V104H184ZM183 105V106H184ZM201 105H202V103H201ZM200 105V106H201ZM237 105V104H236ZM248 105V104H247ZM9 106V108H11ZM30 106H31V104H30ZM35 106H37V105H35ZM39 106H40V104H39ZM76 106H79V105H76ZM121 106V105H120ZM119 106V107H120ZM133 106V105H132ZM135 106V105H134ZM148 106V105H147ZM160 106V105H159ZM162 106V105H161ZM177 106H179V104H177ZM182 106V107H183ZM186 106V105H185ZM224 106V105H223ZM226 106V105H225ZM244 106V105H243ZM252 106L250 107V109H252ZM27 107H29V105L27 106ZM26 107V108H27ZM44 107V106H43ZM57 107V108H58ZM81 107V105L79 106V108ZM129 107V106H128ZM128 107H127V109H128ZM152 107V106H151ZM187 107V106H186ZM202 107H204V105L202 106ZM206 107V106H205ZM209 107H211V106H209L208 105V108ZM239 107V106H238ZM242 107V106H241ZM257 107H259V106H257ZM256 107V108H257ZM262 107H264V104H262V106H261V112H262ZM40 107H37V109H39ZM49 108H51V107H49ZM53 108V109H54ZM79 108H77L78 110H79ZM89 108V107H88ZM130 109H128L129 111H131V110H133L131 107H129ZM134 108V107H133ZM138 108L139 107H135V109H137V110H135V111H138L139 112V110H138ZM149 108V107H148ZM167 108V107H166ZM170 108V107H169ZM212 108V107H211ZM224 108H226V107H223V109ZM1 109V108H0ZM13 109V108H12ZM34 110V107L32 106L31 108H28V111H27V114H28V118H30V119H33V115H34V113L36 112V111H33ZM52 109V108H51ZM50 109V110H51ZM52 109V110H53ZM64 109H65V107H64ZM63 109V110H64ZM84 109V108H83ZM82 109V110H83ZM122 109V108H121ZM124 109V108H123ZM122 109V110H123ZM150 109V108H149ZM164 109H165V107H164ZM204 109V108H203ZM203 109H201L202 111V113H204L205 112V109H204V111H203ZM245 109H246V106H245ZM249 109V108H248ZM249 109V110H250ZM254 109H255V107H254ZM251 110L253 113H255L258 109H256V110ZM3 110V109H2ZM1 110V111H2ZM13 110H15V107H14V109ZM48 110V109H47ZM58 110V109H57ZM81 110V111H82ZM153 110V109H152ZM157 110V109H156ZM178 110H179V108H178ZM212 110V109H211ZM215 110V109H214ZM212 111V113H216V111L219 113V110H218V108L216 107V110L215 111ZM227 110V109H226ZM11 111V110H10ZM26 111V110H25ZM43 111H44V109H43ZM49 111V110H48ZM134 111V110H133ZM132 111V112H133ZM133 112L132 114H134V113H136V112ZM171 111H173V110H171ZM200 111V110H199ZM198 111V112H199ZM255 111V112H254ZM258 111H260V109L258 110ZM34 112V113H33ZM51 112V111H50ZM49 112V113H50ZM83 112H84V110H83ZM120 112V111H119ZM126 112H128L127 110H126ZM194 112H196V111H194ZM194 112H193V114H194ZM233 112V111H232ZM252 112L250 113V114H252ZM43 113V112H42ZM45 113V112H44ZM44 113H43V116H44ZM129 113V112H128ZM128 113H127V115H128ZM178 113V112H177ZM191 113V112H190ZM211 113V114H212ZM222 113H224V112H222ZM260 113V112H259ZM131 114V115H132ZM169 114H170V112H169ZM205 114H207V112L205 113ZM234 114V113H233ZM237 114V113H236ZM236 114H234V115H236ZM261 114H264V113H261ZM3 116H4V114H2ZM17 115V114H16ZM23 115V113L21 114V116ZM36 115V114H35ZM34 115V116H35ZM50 115V114H49ZM48 115V116H49ZM126 115V116H127ZM143 115V114H142ZM148 116H149V114H147ZM176 115V114H175ZM182 115V114H181ZM200 115V114H199ZM199 115H192V116H194V117H192L191 116V114L189 115V114H185V115H182V117H181V129H184L186 132H187V134L186 133H184V134H186L187 136H185L184 138H183V140H181V142L182 141H184V140H186V139H189L191 136V138H193V136H194V134H196L197 132H199L200 130L202 131L203 129L205 130L206 129V131H207V134L208 135H210V137L211 136H214L213 137V142L219 147V150H220V155H221V159H222V165H221V169H220V175H219V178L217 177V182H216V184L214 185V186H216L217 185V183H218V187L219 188H221V189H223V190H226L227 188V192H228V190L230 191L229 193H226V191H224V192H222L223 190H221L220 189V193H222V194H218V192L216 191V193H215V191H213V195L212 196H215V197H217L216 195H223V194H226L225 196L226 197H228V195L227 194H231L232 193V190H233V187H235V191L237 192V193H235V192H233V193H235V195L237 194L238 195V198H237V200H232V198H234V197H236L235 195H233L232 194V197H231V195H229L230 197H228V198H222V199H219V196H218V199L215 201V199H214V197H213V201H215L214 203H215V207H212V208H207L206 209V205L208 204V205H210V204H214L213 202H209L211 199H212V196L210 197H207V195L206 196H204V197H207V198H211L208 202L209 203H204V201L206 202V198L204 199V201L202 202H200L201 204H199L198 202V206H203L204 208H201L198 212H197V215H196V213H194L195 214V219L194 218H192V216L191 217H188L189 215H187L186 217H187V219H185V218H183L182 216H176L175 217V221H174V223L173 224H175V227H172V228H170L171 226H173L171 223H170V226L168 225V228H170L171 230H170V232H172V230L174 229V233H173V239L172 238H170L169 239V237L167 236V230H168V232H169V229L167 228H165L164 229V227H163V229H162V226H164V225H162V224H164L165 223V221H166V219H167V221L169 220L170 222H171V218H165L166 216H161V214H160V211H161V209L162 208H165V206H166V204H167V195H166V189H165V187H164V185L166 184H168V183H165V184H163L164 182L162 181V180H166V179H168L167 177H165V178H163V173L162 172H160V171H158L157 170V168L156 169H154L153 167H151L150 166V163H148V161H146V160H148L147 159V156H149V155H151V154H153V153H155L156 151H159L160 149L161 150H166V148H168V149H171V150H173V149H175L176 147H177V145L175 144V141H174V139H172L173 138V135L172 134H174L173 132L171 133V135H172V137L171 136H167V137H165V138H163V139H161V140H156V139H150L149 141H147V142H141V143H138V144H136V146L135 147H133V149L129 152V150H130V148L129 149H127V148H125V149H127L128 151V153H125L126 154V160H129V162H128V164H127V167H128V169L125 171V172H123V173H121V172H119V171H117V170H119V168H117V169H112V170H116L117 172L116 173H114V174H112V176H111V179L108 181V180H106L107 178H103V177H105V174H104V172H103V176H102V183L104 184V189L105 190H107V192L106 193H104L103 192V194L101 195V196H99L100 194H97V196H96V193H95V191H93V190H95L96 188H97V186H100L99 184L96 186H94V187H96L95 189H93V190H90V192H92V193H90L89 191H87V192H85V191H83L82 189H81V186H80V188H79V183L80 182H75V183H77V184H75V186H78L77 188H75V189H69V187L70 186H68V189L69 190H67V191H65V192H63V193H61V195L60 196H55L53 193L54 192H52V191H55L56 192V188H55V190H52V188L51 189H49V190H47L48 192H51V193H48L49 195H48V197H45V193H46V189H45V187H42V186H45V185H47V187H48V185H51V184H53V185H51V187H53L54 186V183L55 182H57V180L59 179V175H60V170L61 169H63V168H61V169H57V168H55L54 170H53V172L55 173V174H51L50 173V165L49 164H47V163H42V162H40V164L38 165V167H37V170H35L34 169V175H35V171H37V178L35 179L36 180V184H35V186L33 185L32 187L33 188H31V186L30 185H28V184H26V183H24L22 180H20V178H19V174H18V176H17V169H18V167L20 166V163L18 162V160H16V156H23V157H25L26 156V150L23 148V146H22V144H21V141H19L20 140V136L18 137L17 135H13V134H11V136H15V137H13L12 139H10L9 137H11V136H9L10 135V133H7V131L8 132H10V129H11V127L9 126V130H6L5 128L7 127H5V126H3L2 125V121H3V119H2V116H1V118H0V264H3V262H6V264L8 263L7 261H5L6 259H10V258H12L13 260H15L16 258H15V255L14 254H19L20 256L19 257H24L25 259H27L28 261H26L28 264H115V262H116V258H117V254H118V250H116V242L114 243V244H111L110 246H107V245H102V244H96L95 242H94V238H89V236H87L86 235V230L87 229H83L82 228V224H83V226H84V223H83V221L81 220L80 221V218L78 217V216H80V215H78L79 213H85L86 215L88 214V215H95V213L96 212H100L101 210H105V212H107V215H109L110 216V214L114 217L113 219H115V220H117V231H121V232H123V233H128V235L130 234V235H132L133 233H141V232H143V233H147V234H151L153 237L152 238H157L159 241H161V237L163 238V240L161 241V242H165V248H163L162 247V249H164V250H162L159 254L158 253H156L160 258H161V260H163L164 258H167V259H169V261H168V263L165 261V262H161L160 261V258H159V261L161 262V264H172V263H169L170 262V260H172V262L174 261L173 259H178L176 256H174L173 257V259H171L172 258V256L170 257V255H174V253H176V251H174L173 252V249L175 248V246H176V244H179V242H180V244L182 243V241H184L183 240V238H185V237H187V235L188 234H190L191 232H190V230L192 231V233H194L195 232V234L199 237H197V236H192L191 237V247H193L194 245V243L193 242H195V247L196 248H201V246L199 247V245H201V243L199 242V239L201 238L202 240H203V242H208L209 240H210V238L212 237V239L214 238V235L216 236V238H217V235H218V237L220 236V232L222 231V234H224V232L225 231H227L228 230V234H226V238H227V236L228 235H230L231 234V232H230V234H229V231L231 230V228H233V230H234V228L236 229L237 227V231H236V233L237 232H240V233H242V231H243V233L244 234H246L245 233V230L247 231V235H248V238L250 239V241H252V240H254L256 237H258L259 235L261 236H264V234H262V233H264V207H261V205H264V204H261V203H259V202H261V201H257V204H260V206H257V204L256 205H253L252 203H251V201H250V199H249V196H248V192L247 193H244V192H242V193H239L238 194V192H239V190L237 191L236 190V188H239L240 189V187L243 189V187H244V185L243 186H240L241 184H239V183H237L240 187H237L238 185H234V186H231L232 188H230L229 189V185L230 184H235V181L236 180H242V181H248V189L247 190H249V192H251V194H258V193H262V192H264V162H262L258 167H256V168H252L251 166H249V165H251V164H253V163H255V161L257 162L258 161V158L257 159H253L254 161H251V164H250V162H249V164H247V165H245V164H242L240 161H239V159L235 156V153L233 152L234 151V149H233V151H232V149H228L227 147H226V145H230V143H231V145H232V147H233V145L234 144H236V142H237V146H238V142L239 141H237V138H234V137H237L236 136V134H234L235 136L233 137V136H231L229 133H226V132H224V134L221 136V137H219L218 135H220L221 134V132H220V134H219V132H217L216 134H217V136L219 137L218 139L215 137L216 136V134L214 135V133H215V129H217V124L221 121H219L218 123H213L212 122V120L211 119H209V121L207 122V121H205L206 123H204V121H203V118L204 117H202L203 116V114H202V118L201 117H199ZM247 114H245L244 116H245V118L248 116H246ZM20 116V115H19ZM47 116V117H48ZM129 116V115H128ZM128 116H127V118H128ZM138 116V115H137ZM171 116H173L172 114H171ZM211 116V115H210ZM210 116L208 115V118H210ZM218 115L217 114H215V117L214 118H216ZM230 116H232V115H229V117ZM240 116V115H239ZM250 116H252V115H250ZM8 117H11L10 116V113H9V115H8ZM16 117H18V115L16 116ZM22 117H25V116H22ZM36 117V116H35ZM79 117V116H78ZM81 117V116H80ZM79 117V118H80ZM84 117V116H83ZM82 117V118H83ZM132 116H129V118H131ZM145 117H147V116H145ZM150 117V116H149ZM155 117H157V116H155ZM211 117H213V116H211ZM218 117H220V119H221V116L219 115ZM225 117H226V119H227V121L228 120H231V119H233V118H227L228 116H224L223 118L225 119ZM232 117H235L237 120H238V116L236 117V116H232ZM241 117V116H240ZM257 117V114H256V116H255V118ZM5 118V117H4ZM14 118V117H13ZM50 118H51V116H50ZM139 118V117H138ZM173 118V117H172ZM177 118V117H176ZM234 118V119H235ZM244 118V117H243ZM248 118V117H247ZM246 118V119H247ZM2 119V120H1ZM15 119V118H14ZM18 119V118H17ZM24 119V118H23ZM27 119V118H26ZM38 119V118H37ZM42 119H43V117H42ZM132 119V118H131ZM134 119V118H133ZM132 119V120H133ZM168 119V118H167ZM171 119V118H170ZM202 119V120H201ZM233 119V120H234ZM43 120H47L46 118H44ZM50 120V119H49ZM144 120V119H143ZM208 120V119H207ZM223 120V119H222ZM239 120H241V122H240V124H242V119H239ZM5 121V120H4ZM57 121V122H56ZM142 121V120H141ZM223 121H225V120H223ZM244 121V120H243ZM256 120H254V122H255ZM6 122V121H5ZM59 122V123H58ZM80 122L82 123L83 121H81L80 120ZM79 122V123H80ZM230 122H232V121H230ZM235 123H236V120L234 121ZM33 123V122H32ZM32 123H31V125H32ZM78 123V124H79ZM223 123V122H222ZM233 123V122H232ZM244 123H245V121H244ZM248 123V119L246 120V123L245 124H247ZM56 124H55V126H56ZM77 124V123H76ZM145 124V123H144ZM206 124V125H205ZM224 124V123H223ZM228 124H230V126L231 127H233V124H231V123H229L228 122ZM240 124H237V125H239V126H241ZM245 124H244V128H245ZM256 124H257V122H256ZM255 124V125H256ZM258 124H260L259 123V120H258ZM30 125V126H31ZM36 125L38 126V127H41V125L39 124V123H36ZM142 125V124H141ZM152 125V124H151ZM169 125H170V123H169ZM221 125V124H220ZM219 125V126H220ZM225 125V124H224ZM236 125V124H235ZM235 125H234V127H235ZM236 125V126H237ZM255 125H253V122H252V126H253V128H254V126ZM262 125V124H261ZM18 126V125H17ZM61 126H60V129H61ZM226 126H227V124H226ZM248 126V125H247ZM250 126V125H249ZM251 126V127H252ZM259 126V125H258ZM26 127H28V126H26ZM147 127V126H146ZM176 127V126H175ZM179 126H177V128H178ZM224 127V126H223ZM222 127V133H223V131H226V130H224V128ZM231 127H230V130H231ZM257 127V126H256ZM259 127H261V126H259ZM13 128V127H12ZM29 128V127H28ZM31 128V127H30ZM29 128V131L30 130H32V128L30 129ZM139 128V127H138ZM179 128V129H180ZM237 128L239 129H241L242 127H238L237 126ZM237 128H233L232 130L233 131H235V129L237 130ZM248 128H250V127H248ZM258 128V127H257ZM262 128V127H261ZM16 129H18V128H16ZM23 129H25V128H23ZM22 129V130H23ZM27 129V128H26ZM60 129L59 130H57V129H55V130H57V131H60ZM145 129V128H144ZM148 129V128H147ZM229 129V128H228ZM251 129V128H250ZM14 130V129H13ZM38 130H39V132H38ZM37 131H36V133H38V135L36 134L35 136H37V137H39V136H41V135H43L42 133H44L43 131H41L42 129H38ZM46 130V129H45ZM80 130V129H79ZM159 130V129H158ZM246 130H248V129H246ZM252 130V129H251ZM24 132H26L25 130H23ZM22 131V132H23ZM78 131V130H77ZM76 131V132H77ZM149 131V130H148ZM170 131V130H169ZM179 131V130H178ZM177 131V132H178ZM181 131V130H180ZM184 131V132H185ZM200 131V132H201ZM206 131H204V132H206ZM218 131V130H217ZM232 131V132H233ZM42 132V133H41ZM171 132V131H170ZM199 132V133H200ZM229 132V131H228ZM231 132V131H230ZM237 133H239L238 132V130L236 131ZM251 132V131H250ZM83 133V132H82ZM145 133V132H144ZM179 133V132H178ZM235 133V132H234ZM241 133V132H240ZM239 133V134H240ZM20 134V133H19ZM18 134V135H19ZM34 134V133H33ZM41 134V135H40ZM59 134H61V131H60V133ZM123 135L122 136H120L121 138L122 137H124L125 135H124V133H122ZM203 134H205V133H203ZM232 134V133H231ZM238 134V135H239ZM242 134V133H241ZM240 134V135H241ZM66 135V134H65ZM70 135H72L71 133L68 135V136H70ZM77 135V134H76ZM75 134H74V137L76 136ZM79 135V134H78ZM206 135V134H205ZM254 135H256L255 133H254ZM50 136H52V135H50ZM80 136V135H79ZM129 136V135H128ZM127 136V137H128ZM155 136V134H153V137ZM176 137H177V135H175ZM174 136V138H176ZM200 136V135H199ZM34 137V136H33ZM33 137H31V138H33ZM46 135L44 134V139H46ZM73 137V138H74ZM85 137V136H84ZM119 137V136H118ZM149 137V136H148ZM157 137V136H156ZM156 137H154V138H156ZM187 137V138H186ZM198 136H196L195 137V139H196V143L197 144H195L194 142H195V139H194V142H193V140L191 141L190 139V142H191V144L193 143V144H195V146L196 145H198L199 146V142L198 141H200L201 139H198L197 138ZM209 137V138H210ZM232 137L234 138V139H236V141L234 140V143L232 144ZM16 138V139H15ZM30 138V139H31ZM43 138H42V141H43ZM64 138H66V137H64ZM78 137L76 136V139H77ZM79 138H81V137H79ZM83 138V137H82ZM120 138V139H121ZM200 138V137H199ZM209 138H208V140H209ZM243 138H245L244 136H243ZM51 139V137L49 138V140ZM68 139H71V138H68ZM75 138H74V140H76ZM84 139V138H83ZM82 139V140H83ZM86 139V138H85ZM198 139V140H197ZM246 140H248L247 138H245ZM244 139V140H245ZM252 139V138H251ZM47 140V139H46ZM46 140H45V142L43 141V145L46 143ZM66 140L67 139H65V140H63V141H65L66 142ZM71 140H73V139H71ZM70 140V141H71ZM74 140L73 141H69V142H67V144H69L70 143V145H71V143L72 142H74ZM126 140H128V138L126 139ZM188 140V141H189ZM202 140H203V138H202ZM201 140V141H202ZM250 140V139H249ZM32 141V140H31ZM63 141L61 142V143H63ZM77 141H79V140H77ZM81 141V140H80ZM86 141H88V140H86ZM85 141V142H86ZM100 141H102V140H100ZM122 142H123V140H121ZM130 141H132V139L130 138ZM130 141H127L128 142V144H130ZM200 141V142H201ZM262 141V140H261ZM30 142V141H29ZM76 142V141H75ZM82 142H84V141H82ZM81 142V143H82ZM92 142H94V141H92ZM126 142V141H125ZM249 142V141H248ZM255 142H258V145L261 143V142H259V140L258 141H254V142H252V143H255ZM50 142L49 141H47V144H49ZM61 143H60V145H61ZM87 143V142H86ZM86 143H82V144H86ZM88 143H90V142H88ZM101 143V142H100ZM201 143H203V141L201 142ZM53 143L51 142V146H53L52 145ZM80 144V143H79ZM78 144V147L80 146ZM81 144V145H82ZM190 144V145H191ZM204 144H206V142L204 143ZM244 144H246L247 145V142L245 143V141H244ZM257 144V143H256ZM256 144H254V145H256ZM262 144V143H261ZM43 145H41V143H39V145L38 146H36L35 148L34 147H31V148H29L28 150L30 151L31 149H36L37 147L39 148V146L42 148V146ZM89 144H87V146H88ZM94 145H97L96 144V142L94 143ZM46 146V145H45ZM56 146V145H55ZM59 146V145H58ZM83 146V145H82ZM81 146V147H82ZM122 146H123V144H122ZM121 146V147H122ZM125 146V145H124ZM262 146H264V145H261V147ZM46 147H50V146H46ZM54 147V146H53ZM62 147V146H61ZM61 147H59V148H61ZM70 147V146H69ZM81 147H80V149H81ZM92 147V146H91ZM126 147V146H125ZM164 147V148H163ZM197 147V146H196ZM202 147V146H201ZM204 147H208V146H204ZM204 147H202V149L204 148ZM210 147V146H209ZM43 148H44V146H43ZM42 148V150L44 151V150H48L49 148H45V149H43ZM57 148V147H56ZM71 148V147H70ZM84 148V147H83ZM86 148V147H85ZM88 148H89V146H88ZM192 148H195L194 146L192 147ZM50 149H52L51 147H50ZM55 149V148H54ZM72 149V148H71ZM78 149V148H77ZM79 149V150H80ZM93 149V148H92ZM190 149V148H189ZM201 149V150H202ZM262 149H264V148H262ZM262 149H259L257 152L259 153V155H261L262 157H264V150H262ZM27 150V151H28ZM56 150V149H55ZM188 150V149H187ZM197 150V149H196ZM199 150V149H198ZM205 148H204V152H205ZM227 150V151H226ZM29 151H28V153H29ZM35 151H37V149L35 150ZM81 151V150H80ZM85 152L87 151V149L86 150H84ZM120 151H122V149L120 148ZM124 151V150H123ZM122 151V152H123ZM200 151V150H199ZM199 151H198V153H199ZM202 151V152H203ZM208 151H209V149H208ZM211 151V150H210ZM84 152V153H85ZM96 152V151H95ZM94 152V153H95ZM125 152V151H124ZM159 152H161V151H159ZM189 152H190V150H189ZM191 152H193V151H191ZM237 152V151H236ZM246 152V151H245ZM34 153V152H33ZM38 153V152H37ZM79 153V152H78ZM83 153V154H84ZM91 153H93V150L91 151ZM186 153V154H185ZM184 153V156H185V158H187L188 159V156H187V154H189L190 155V153H187V152H185ZM194 153H195V151H194ZM197 153V152H196ZM195 153V154H196ZM197 153V155H200V153L198 154ZM206 153L208 154V152L206 151ZM241 153H242V151H241ZM42 154V153H41ZM41 154H40V156H41ZM81 154H82V152H81ZM148 154V155H147ZM159 154V153H158ZM161 154H165V155H167L168 153H167V151H166V153H161ZM169 154H170V152H169ZM169 154H168V156H169ZM183 154V153H182ZM209 154H210V152H209ZM208 154V155H209ZM213 154V153H212ZM244 154L245 153H243V155H241V157H243L244 156ZM247 154V153H246ZM246 154H245V156H246ZM34 155H36L37 157H35V158H40V156H39V154L37 155V154H34ZM34 155L32 156L33 158H34ZM61 155V154H60ZM123 155V154H122ZM258 155V154H257ZM256 155V156H257ZM28 156H29V158H30V155L28 154ZM167 156V157H168ZM193 156V155H192ZM191 155H190V157L189 158H191L192 157ZM56 157V156H55ZM57 157H59V155H57ZM56 157V158H57ZM74 157H75V155H74ZM125 157V156H124ZM166 157V156H165ZM171 157V156H170ZM194 157H197L196 155H194ZM202 157V156H201ZM215 157V156H214ZM241 157H239V158H241ZM258 157H260V156H258ZM32 158V159H33ZM42 158V157H41ZM52 158L54 159V157L52 156ZM55 158V160H53V159H50L51 160V163H53L54 161H56L57 159ZM77 158V157H76ZM128 158V159H127ZM155 158V157H154ZM172 158V157H171ZM171 158H170V161H171ZM183 158V157H182ZM32 159H30V160H32ZM74 159V158H73ZM119 159V158H118ZM124 159V160H125ZM146 159V160H145ZM173 159V158H172ZM178 159V158H177ZM186 159V160H187ZM207 159V158H206ZM209 160H210V158H208ZM207 159V160H208ZM216 159V158H215ZM37 160H39V159H37ZM42 160H43V158H42ZM52 160H53V162H52ZM68 160V159H67ZM69 160H72V159H69ZM75 160V159H74ZM74 160H72V161H74ZM91 160V159H90ZM154 160V159H153ZM182 160H184V159H182ZM185 160V161H186ZM188 160H190V159H188ZM206 160V161H207ZM209 160H208V164L210 163L209 162ZM262 160H264V158H262ZM36 161V160H35ZM35 161H33L32 160V162H35ZM63 161V160H62ZM62 161H61V163H62ZM75 161H77V160H75ZM80 161V160H79ZM89 161V160H88ZM120 161L122 162L123 160H121L120 159ZM22 162V161H21ZM65 162H66V160H65ZM64 162V163H65ZM90 162V161H89ZM124 163L126 162V161H123ZM144 162L145 163H147V164H144ZM152 162V161H151ZM253 162V163H252ZM22 163H24V162H22ZM37 163V162H36ZM50 163V164H51ZM68 163V162H67ZM76 162H69V164L70 165H73V164H75ZM85 163V162H84ZM141 163H143V164H141ZM167 163H168V161H167ZM183 163H185V162H182L181 163V165L183 166L184 164ZM187 163V162H186ZM212 163V162H211ZM68 164V165H69ZM121 164V163H120ZM126 164V163H125ZM169 164H170V162H169ZM219 164V163H218ZM259 164V163H258ZM62 164H59V166H61ZM86 165V164H85ZM90 165V164H89ZM88 165V166H89ZM144 165H147V166H144ZM165 165V164H164ZM212 165V164H211ZM33 166V165H32ZM58 166V167H59ZM87 166V165H86ZM92 166V165H91ZM121 166V165H120ZM181 166V167H182ZM257 166V165H256ZM64 167V166H63ZM76 167H77V165H76ZM121 167H124V164L121 166ZM169 167H172V164H171V166L169 165ZM169 167L167 168H165L164 167V169L166 170V169H169ZM206 167H207V165H206ZM216 167V166H215ZM60 168V167H59ZM89 168H90V166H89ZM116 168V167H115ZM174 168V167H173ZM187 169V167H184L183 166V169ZM193 168V167H192ZM107 169H109L108 167H107ZM125 169V168H124ZM181 169V168H180ZM179 169V170H180ZM185 169V170H186ZM204 169V168H203ZM216 169V168H215ZM30 170L32 171L33 169L30 167V169H29V172H30ZM76 170V169H75ZM102 170V169H101ZM179 170H177L178 172H179ZM182 170V169H181ZM192 170H194V169H192ZM212 170V169H211ZM21 171H22V169H21ZM103 171V170H102ZM120 171H121V168H120ZM176 172V171H174V170H171V172ZM189 171H191L190 169H188V172ZM28 172V171H27ZM79 172V171H78ZM78 172L76 171V173H77V176L79 175L78 174ZM95 172V171H94ZM171 172H170V174H171ZM178 172H177V174H178ZM188 172H186V173H188ZM191 172H194L195 173V170L194 171H191ZM216 172H218V171H216ZM214 173V171H213V173H212V178L210 179V180H212L213 178H216V177H214V176H216V174L217 173ZM19 173H21V172H19ZM23 173H25V172H23ZM33 173H31V174H33ZM75 173V174H76ZM105 173H106V171H105ZM109 174L111 173V172H108ZM108 173L106 174L107 176H108ZM182 172H180V174H178L177 176H183V174H181ZM186 173L184 174V176L186 175ZM203 173V172H202ZM30 174V175H31ZM99 174V173H98ZM100 174H101V172H100ZM173 174H176V173H173ZM211 174V173H210ZM89 175H90V173L88 174V177H89ZM188 175H190V176H192V173L190 174V172L188 173ZM187 175V176H188ZM194 175V174H193ZM195 175H197L198 177H199V175L198 174H196L195 173ZM80 176V175H79ZM78 176V177H79ZM82 176V175H81ZM91 176V175H90ZM100 176V175H99ZM106 176V177H107ZM110 176V175H109ZM170 176V175H169ZM176 176V177H177ZM196 176V177H197ZM35 177H36V175H35ZM85 177V178H84ZM83 177V179H86V175ZM171 177H172V175H171ZM170 177V178H171ZM205 177V176H204ZM202 178L203 180L204 179H207V178ZM206 177H208L207 175H206ZM210 177V176H209ZM209 177H208V179H207V181H210L209 180ZM67 178H69V176L67 175ZM108 178H110V177H108ZM163 178V179H162ZM186 178V177H185ZM70 179V178H69ZM69 179H67V181L68 182H70L69 181ZM105 179V180H104ZM174 179V178H173ZM172 179V181H175V180H173ZM187 179L188 180H190L188 177H187ZM187 179H185V182H183V180H181L180 179V181H181V183H186V180ZM193 177H192V181H193ZM200 179V178H199ZM63 180V179H62ZM72 180V179H71ZM82 180V179H81ZM171 179H169V181H170ZM187 180V181H188ZM201 180V179H200ZM203 180H201V182L200 181H198L200 184H198V183H196L197 185H201V187H203L204 186V182H206V180H204V182H202ZM90 181V180H89ZM92 181V180H91ZM107 181V182H106ZM168 180L166 181V182H169ZM171 181V182H172ZM214 181H215V179H214ZM61 182V181H60ZM59 182V183H60ZM176 182V181H175ZM189 182V184H190V181H188ZM233 182V183H232ZM83 183V182H82ZM81 183V184H82ZM191 183H193V182H191ZM62 184L63 183H61L60 185L62 186ZM65 184V186H66V183H64ZM103 184L100 186V187H102L103 186ZM173 184V183H172ZM172 184H170L171 186H173ZM175 184V183H174ZM176 184H178V186L180 187L181 185H179L180 183H176ZM174 185V186H177V185ZM206 184V183H205ZM28 185V186H27ZM72 185H74L73 183H72ZM165 185V186H166ZM182 185H184V184H182ZM194 186H195V183L193 184ZM193 185H191L193 188H191V186H189L191 189H194V190H197V189H195L196 188V186H195V188H194V186ZM64 186V187H65ZM213 186V187H214ZM29 187V188H28ZM41 187H42V189H41ZM50 187V186H49ZM93 187V186H92ZM168 187H169V185H168ZM199 187V186H198ZM200 187V188H201ZM54 188V187H53ZM86 188H87V186H86ZM86 188H84V189H86ZM205 188V187H204ZM203 188V189H204ZM211 188V187H210ZM58 189V188H57ZM99 189H101V188H99ZM181 189V188H180ZM184 189V188H183ZM190 189V190H191ZM203 189H202V191H203ZM245 189V188H244ZM243 189V190H244ZM44 192H43V191ZM142 190L143 191H145V196H143L144 197V202H145V210H143L144 208L142 207V210L144 211V215H143V217L142 218H139V217H136V218H134V217H132V210H128L127 209V203H129V202H131L133 199H134V203L136 204V201H137V197H139L140 196V194H141V192H142ZM172 190V189H171ZM185 190V189H184ZM187 190V189H186ZM198 190H200V189H198ZM214 190H216L215 189V187H214ZM98 191V190H97ZM177 191V190H176ZM101 192V191H100ZM171 192V191H170ZM173 192H175L174 190H173ZM179 192L181 193L182 192V190H179ZM200 192V191H199ZM43 193H44V195H43ZM176 193V192H175ZM215 193V194H214ZM170 194V193H169ZM172 194V193H171ZM169 195V196H173V195ZM182 194V193H181ZM180 194V195H181ZM204 195H205V193H204ZM225 196H223V197H225ZM255 196V195H254ZM261 197H264V196H261ZM171 198V197H170ZM174 198V197H173ZM185 198H187V196L185 195ZM196 198V197H195ZM62 199V200H61ZM63 199H65V200H63ZM140 199H141V196H140V198L138 199L139 201H140ZM200 199H202L203 200V198H200ZM58 200H61L60 202H62L63 203V201H66V202H64V204L62 205L61 203H60V205L62 206V212H61V215L59 216V220H61L63 223H65V226H66V233H65V236L63 237V245L65 244V250H63V251H65L64 253L65 254H63V251H61V250H58L59 249V244H61V243H59V242H61L62 240L61 239H59V246L56 244V245H53L54 244V242L52 243L51 242V244H50V246L51 247H53V249H52V251L51 250H49V249H46V250H43V249H45V248H43L42 247V249H38L37 248V246H33L32 244H31V246L32 247H34V248H32V247H30L29 246V243L28 244H26L25 242L28 240L27 238H26V241L24 240V238L26 237V234L29 232V231H31V229L30 228H32L33 229V232L35 233V231L34 230H36V229H34L35 227L37 228V226L40 224L41 226L42 225H44V224H46V222L45 221H47V220H49L50 218H48L50 215H46V216H44L43 217V215H39L40 214V211L42 210L43 212H45V210H47V208H51V207H54V209H55V207H57L58 208V206H59V211L61 210V206L59 205V204H57L56 202L58 201ZM169 200V204L170 205H173V204H171V203H174V202H172V201H170V200H172V199H168ZM258 200V199H257ZM174 201H175V199H174ZM184 201V200H183ZM140 202H142L141 203V205L143 204V201H142V199H141V201ZM139 202V203H140ZM171 202V203H170ZM191 202H194V201H191ZM191 202H189L190 204H191ZM197 203H193V204H195V206H196V204ZM203 203V204H202ZM254 203V202H253ZM55 204H57L56 206H55ZM134 204V205H135ZM168 204V205H169ZM190 204H188V205H190ZM192 204V206L191 207H193L194 205ZM41 206V207H43V209H41V207H40V209H39V207L38 206ZM167 205V206H168ZM181 205V204H180ZM208 205H207V207H208ZM133 206V205H132ZM177 206H178V204H177ZM140 207V208H141ZM181 208H182V206H180ZM36 208H38V210H36ZM168 208H170V206L168 207ZM186 208L188 209V207H187V203H186ZM185 208V209H186ZM31 209H34V211L36 210V214H34V212L31 210ZM131 209H132V207H131ZM167 209V208H166ZM177 209V208H176ZM184 209V208H183ZM187 209H186V211H187ZM194 208H192V210H193ZM32 212H31V211ZM52 210V212H53V209H51ZM170 210V209H169ZM169 210H167V211H169ZM180 210V209H179ZM189 210H190V208H189ZM29 212V213H27V217H32V220H31V218H29L30 219V221H29V219L27 218L26 219V221L28 220V223H32L33 221H35V222H37V224L36 225H34L33 223H32V225H34V226H30V227H28L29 229H27V227L26 228H23V229H21V231L19 230L20 229V226L22 225V218H23V215H24V217L26 216V213L25 212ZM131 211V212H130ZM139 211H140V209H139ZM172 210H170V214H172V212H171ZM178 210H174L173 211V214L175 213V212H177ZM181 211V210H180ZM185 211V212H186ZM191 211V210H190ZM194 211V210H193ZM38 212H39V214H38ZM51 212V211H50ZM51 212V213H52ZM55 212H57L56 210H55ZM182 212V211H181ZM25 213V214H24ZM133 213H135V212H133ZM190 212H188L187 214H189ZM38 214V215H37ZM50 214V213H49ZM53 214H54V212H53ZM56 214V213H55ZM55 214L53 215V216H55ZM186 214V213H185ZM206 214H209L207 217H205V215ZM96 215H98L97 213H96ZM101 215H103V212H102V214ZM136 215V214H135ZM167 215V214H166ZM108 216V217H109ZM168 216V215H167ZM185 216V215H184ZM45 217L47 218V220L45 219ZM91 217V216H90ZM99 217H100V215H99ZM111 217V216H110ZM79 218V219H78ZM98 218V217H97ZM193 220H192V219ZM55 219V218H54ZM100 219V218H99ZM101 219H103V218H101ZM104 219H106V218H104ZM148 219H156V221H158L159 223H158V225H156V221L154 222L153 221V224H152V222L150 223V224H148L147 225V223H146V221H148ZM171 219V220H170ZM191 219V220H190ZM109 220H112V219H109ZM114 220V221H115ZM32 221V222H31ZM50 221V220H49ZM49 221H47V224H48V222ZM100 221V220H99ZM107 221V220H106ZM166 221V222H167ZM45 222V223H44ZM104 222V221H103ZM102 222V223H103ZM111 222V221H110ZM164 222V223H163ZM172 222H173V220H172ZM27 223V224H28ZM63 223H61V224H63ZM100 223V222H99ZM105 223V222H104ZM103 223V224H104ZM168 223V222H167ZM93 224V226L94 225H96L97 224V221H96V223L94 222V223H92ZM102 224V225H103ZM109 224V223H108ZM111 224V223H110ZM152 224V225H151ZM161 224V225H160ZM166 224V223H165ZM242 225V227H241V225ZM30 224H28V226H29ZM39 225V226H40ZM50 225V224H49ZM49 225H47V226H49ZM86 225H88V223L87 224H85V227H87ZM98 225V224H97ZM150 225V226H149ZM23 226V225H22ZM39 226H38V228H39ZM91 226V225H90ZM99 226V225H98ZM160 226H161V228H160ZM237 226V227H236ZM243 226H244V228H245V230L243 229ZM34 227V228H33ZM95 227V226H94ZM113 227V226H112ZM241 229H240V228ZM38 228H37V231H38ZM64 228V227H63ZM62 228V229H63ZM92 228V227H91ZM114 228V227H113ZM40 229V231H41V228H39ZM47 229V231H48V229L49 230H51L52 228H51V225H50V228L49 227H46V228H44V230H46ZM60 229V228H59ZM224 229H226L224 232H223V230ZM238 229H240L239 231H238ZM22 230L24 231V230H27V231H25L24 232V234H25V237H24V235H23V232H22ZM83 230H85V232L83 231ZM89 230V229H88ZM91 230H93V228L91 229ZM159 230H160V232H159ZM194 230V231H193ZM46 231V232H47ZM62 231V230H61ZM96 231V230H95ZM112 231V230H111ZM111 231H109V232H105V233H108L107 235L109 236V234H110V232ZM166 231V232H165ZM32 232V233H33ZM57 232V231H56ZM91 232V231H90ZM99 232H101V231H99ZM165 232V234H166V236H165V234H162V233H164ZM217 232H219L217 235H216V233ZM31 232H30V234H32ZM55 233V232H54ZM113 233H114V231H113ZM213 233H215V234H213ZM226 233V232H225ZM239 233V234H240ZM38 234V233H37ZM53 234V233H52ZM56 234V233H55ZM93 234H94V232H93ZM114 234H116V232L114 233ZM113 234V235H114ZM120 235H122L123 236V234H121V233H119ZM145 235L144 236V238L145 239H151V238H148V236L149 235ZM160 234V235H159ZM162 234V235H161ZM235 234V233H234ZM233 234V235H234ZM44 235V234H43ZM46 235V234H45ZM102 234L100 233V235L99 236H101ZM103 235H105V234H103ZM119 235V236H120ZM129 235V236H130ZM150 235V236H151ZM163 235L165 236V237H163ZM201 235H202V237H201ZM232 235V234H231ZM237 235V234H236ZM235 235V236H236ZM22 236V237H21ZM33 237H35V238H37V236L35 235V234H33L32 235ZM98 236V237H99ZM112 236V235H111ZM128 236V238H129V240H130V237H132V236H130L129 237ZM160 238H159V237ZM204 236V237H203ZM49 237H50V235H49ZM52 237H53V240L55 239V240H57L56 239V237H58V238H60L59 237V235H52ZM168 237V238H167ZM194 237H197V238H194ZM228 237H230V236H228ZM232 237H234V236H232ZM244 237H246V236H244ZM244 237H241V238H243L244 239ZM23 238V239H22ZM39 238H42L41 236L39 237ZM106 238V237H105ZM110 238V236L107 238V240H110L109 239ZM115 238H117V237H115ZM115 238H112V240H115ZM120 238H121V236H120ZM123 238V237H122ZM133 238H134V236H133ZM132 238V239H133ZM143 238V240H145ZM154 239V240H156L155 242L153 241V239H152V243H153V245L155 244V243H158L159 245L161 244L160 242H157L158 240L157 239ZM167 238V242H166V239ZM192 238H194V239H192ZM215 238V239H216ZM33 239V238H32ZM38 239V238H37ZM37 239H36V241H37ZM44 239V238H43ZM99 239H101V237L99 238ZM131 239V240H132ZM140 239V238H139ZM196 239H198L197 241H196ZM219 239H221V237H219L218 238V240ZM236 239V238H235ZM238 239V238H237ZM259 239V238H258ZM42 240V239H41ZM61 240V241H60ZM102 240H103V238H102ZM107 240H106V242H107ZM123 240H124V238H123ZM123 240H121V241H123ZM130 240V241H131ZM142 240V241H143ZM143 241V243L144 242H146L145 244L147 245V243H151L149 240V242L148 241ZM168 240H170L169 242H168ZM230 240V239H229ZM29 241V240H28ZM187 241H188V239H187ZM186 241V239H185V242H187ZM217 241V240H216ZM219 241H221V240H219ZM260 241V240H259ZM42 242V241H41ZM103 242H104V240H103ZM110 242V241H109ZM114 242V241H113ZM118 242H120V241H118ZM117 242V243H118ZM128 242V241H127ZM135 242V241H134ZM137 242V241H136ZM139 242V241H138ZM189 242V243H190ZM196 242L197 243H199L198 244V246H196ZM214 242V241H213ZM243 242V241H242ZM253 242V241H252ZM251 242V243H252ZM35 243H40V240L38 239V242H35ZM49 243H50V241H49ZM105 243V242H104ZM122 244H123V242H121ZM120 243V244H121ZM151 243V244H152ZM188 242H187V244H189ZM221 243V242H220ZM137 244H140V243H137ZM144 244V245H145ZM157 244V245H158ZM203 244V243H202ZM209 244V243H208ZM217 244H218V242H217ZM261 244V243H260ZM259 244V245H260ZM262 244H264V242H262ZM261 244V245H262ZM145 245V246H146ZM156 245V244H155ZM190 245V244H189ZM204 245V244H203ZM214 245V244H213ZM212 245V246H213ZM221 245V244H220ZM219 245V246H220ZM247 245V244H246ZM246 245H244L245 247H246ZM218 246V245H217ZM217 246L215 247V248H217ZM243 246V248H245ZM251 246V245H250ZM250 246H247L248 248H247V252L248 253H246V255H244V257H243V259L241 260V261H239L238 263H236V264H251L252 263V260L254 261V259L256 258L255 256L258 254V252L256 253V251H258V250H260L261 251V249H259L257 246V248L255 247V249H258V250H255V252H254V254H253V256L255 257H253L252 256V253H251V248H249ZM37 249H36V248ZM61 247H62V244H61ZM123 247V246H122ZM124 247H125V249L127 250V248H129L130 249V247H129V244H128V246H125V244H124ZM150 247V246H149ZM190 247V248H191ZM210 247V246H209ZM214 247V246H213ZM262 247H264V246H262ZM32 248V249H31ZM47 248V247H46ZM145 247H142V248H140V247H138V245L136 246V248H131V249H134V253L133 254H131V258H132V256L134 255V259H135V264H150V262H151V260H152V262H153V260L155 261V258H157L156 257V255L155 256H153V257H155V258H153L152 256H151V254H149V253H147L146 252V250L147 249H144ZM179 248V247H178ZM178 248H177V250H178ZM183 248H185V247H182V249ZM212 248V247H211ZM215 248H214V250H215ZM33 249H36V252L38 253L39 251H41V252H39L38 253V255L37 254H34L32 251H33ZM130 249V250H131ZM149 249V248H148ZM160 249V248H159ZM208 249H210V248H208ZM240 249H241V247H240ZM43 250V251H42ZM129 250V251H130ZM193 250V249H192ZM62 252V254H61V252ZM129 251H125L124 253L125 254H127V255H125L126 257H127V260H128V252ZM160 251V250H159ZM179 251V250H178ZM177 251V252H178ZM194 251H196V249L194 250ZM211 251V250H210ZM209 251V252H210ZM127 252V253H126ZM198 252V251H197ZM240 252V251H239ZM243 252H245V251H243ZM243 252L241 251V253H240V255H242L243 254ZM262 252H264V251H262ZM129 253H131V251L129 252ZM153 253V252H152ZM191 253V252H190ZM213 253V252H212ZM211 252H210V254H212ZM256 253V254H255ZM193 253H191V255H189V258L187 259V260H183V259H180V263H177V264H205V260H204V258H203V255H201V254H199V255H197L196 257L194 256V255H196V254H193ZM209 254V255H210ZM13 255H14V258H13ZM37 255V256H36ZM153 255H154V253H153ZM176 255V254H175ZM178 255L180 256L181 254H179L178 253ZM177 255V256H178ZM208 255V256H209ZM239 255V254H238ZM240 255L238 256V257H240ZM61 256L63 257V258H61ZM191 256H193V257H191ZM215 256V255H214ZM152 257V258H151ZM162 257H164V258H162ZM170 257V258H169ZM181 257H182V255H181ZM180 257V258H181ZM190 257H191V259H190ZM211 257V255L207 258V260L209 259ZM254 258V259H253ZM214 259H215V257H214ZM213 259V261L215 262V260ZM35 262H34V261ZM124 260H126V259H124ZM188 260H189V262H188ZM119 261V260H118ZM129 261V260H128ZM131 261V260H130ZM134 261V260H133ZM212 261V262H213ZM217 261V260H216ZM234 261V260H233ZM23 262V261H22ZM21 262V263H22ZM122 262H124V261H122ZM160 262L158 263V262H154V263H151V264H155V263H158V264H160ZM207 262V261H206ZM235 262V261H234ZM124 263H126V262H124ZM132 262H129L128 264H131ZM232 263V262H231ZM230 263V264H231ZM13 264V263H12ZM15 264V263H14ZM19 264H20V262H19ZM213 264H215V263H213ZM220 264V263H219ZM234 264V263H233Z\"/></svg>",
    "mask_w": 264,
    "mask_h": 264
}]
</instances>
